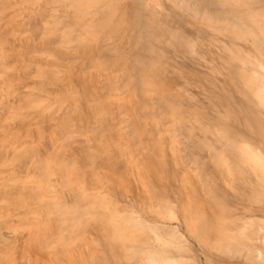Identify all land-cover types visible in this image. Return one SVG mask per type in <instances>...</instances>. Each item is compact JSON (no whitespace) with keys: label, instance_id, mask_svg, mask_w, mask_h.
I'll list each match as a JSON object with an SVG mask.
<instances>
[{"label":"rangeland","instance_id":"obj_1","mask_svg":"<svg viewBox=\"0 0 264 264\" xmlns=\"http://www.w3.org/2000/svg\"><path fill=\"white\" fill-rule=\"evenodd\" d=\"M20 0H5V1H1L0 0V8L1 7H3V10H2V8L0 9V59H2V60H0V68L3 70V72L1 71V69H0V178H2L1 180H0V188H2V189H0V199H2V200H0V264H44V262H45V264L47 263V264H50V262H52L51 264H54V262L56 263V264H71V262H73V261H75V260H79V262L78 261H76L74 264H76L77 262L80 264V259L82 260V258L83 259H85V257L86 256H84L82 253L85 251H87V248H83V250L84 251H82V252H78V251H75V250H77L78 248H79V246H83V245H85V242H83L82 243V241L80 240L81 238H82V234L81 233H83L84 234V232H82V230H84L85 232H86V230L88 229V227H86L84 224H82V223H80L79 225H78V223H77V227H75V229L74 228H70L69 227V225H68V220H72V218H73V220H75V219H78L79 217L77 216V215H71V216H66L65 217V215H62V214H60L59 212H57V210L55 209V208H53V207H47V206H43V205H41L39 202H43V201H54V202H56V204L57 205H62V206H65L66 204L67 205H69L70 203L69 202H71L72 201V199L73 198H71V197H75L78 193V188L80 187H77L78 185H80L81 184V182H79V183H77V184H75L76 186H74V184H72L71 183V181H72V179H74V176L73 175H75L76 174V176L77 177H79L80 175V178H78V179H80V181L82 180V182H83V188L85 189V190H87V192L89 193V191H88V188L89 187H94V186H96L95 188L97 189L95 192L96 193H98V197L99 198H102V200L103 201H106L105 203H107L109 200H111V202H109V203H107V205H108V207L110 208V210H112L113 209V205H114V203H115V201H117L116 199H118L117 197H118V193H120V192H123V194H124V192L125 191H128L129 193H130V191H133V190H135L137 187H139L140 185V187H142V188H140L139 187V189H141V190H145L147 187V178L149 177V178H153V179H156V180H158L157 182H156V180H152L153 182L152 183H155L156 182V184H160V183H162L161 184V186L163 187V186H165L164 185V182H165V184H167L168 185V187H169V189H168V187H166L165 186V188H162L163 189V191H161L162 193H160V194H164V195H166V194H169L168 196H170L171 194V196L169 197V198H172V199H170V200H172L173 201V203H175V201H174V197H173V194L175 193V192H177L176 191V188L178 189V188H180L181 190H183V189H185L184 187H186V189L185 190H187V188H188V190H187V192L189 191V187H190V191H189V193L190 192H192V194L194 193V187L195 188H200L201 186V190L200 189H198L197 188V190H200V194H201V196H200V194L199 193H197V191L195 190V192L197 193V194H199V196H197L196 194L194 195V196H196L197 198L198 197H203V192H202V190H204V187H206L208 184H207V181L208 180H212V182L213 181H220V179H216V176L213 174V173H211V169H209L208 168V170H207V166L208 167H212V169H213V166H212V164H214V160L211 158V154L208 152V151H206V153H205V151H204V153H202L201 155L202 156H200V152L198 153V155H196V152H198L197 151V149H195V150H193L192 149V147L190 146L191 144V141L189 140V147L191 148V151H189L190 149H189V147H186V146H188L187 145V141L186 140H183L184 138H188L187 137V135H184L182 132V134H183V136H185L184 138H182L183 136H182V134H180V131H182V130H184L183 129V127L185 128H187V130H188V132H191V134H193L194 136L197 134V133H199V137H202L203 136V133L200 131V128L198 127V126H195L193 123L191 124V123H187V122H185V123H182V124H180V125H178V124H176V123H178L177 122V120H178V117L176 118V119H174L176 116H179V114L180 113H182V112H179V111H182V109H186V105H184V104H187V105H189L190 103L189 102H194V103H198L197 104V106H204V107H201L200 109V111L202 112V111H206V112H209V111H213V109H214V113H216V111H220V112H222V114H224V112L223 111H225V112H229L230 114V116H234V115H236L235 117H231V119L229 118V120H235V119H237V120H235L234 121V123L231 121V122H229V126H231V123H232V125H233V127L235 128V129H237V130H239V131H243V129H244V124L242 123V116L240 117V115H241V108L243 107V105H242V103H244V102H239V101H241L239 98H240V96H241V99H242V97H243V94H242V92H240L239 93V91H241L240 89V87H238L237 88V86H235V85H237L238 84V82L235 80L234 81V79L230 76H227V77H225V79H224V77H222V76H219V75H210L209 73V69H207L204 65L202 66V64H203V62L200 60V58L198 57V59L196 58V63L195 64H193V66H191V62H189V61H187L186 60V58L187 57H185L184 56V54H182V52L181 51H176V50H174V49H170V48H166L164 45H161V43L158 41V42H156L157 40H158V38H160L158 35L159 34H161L160 32H158L155 36L157 37V40L154 42L153 41V47H154V45L156 46V47H154V48H157L158 50H165L166 49V52L163 50V51H156V53H155V56L157 57V58H159L158 56L159 55H166L170 60V62L169 61H167L168 60V58H167V60L166 59H164V60H161V62H159L158 64V66H160V68L158 67V72L156 71V73H155V77H154V85H155V87H156V91H157V93H156V91H151L150 92V95H149V97H148V95L147 94H149V92H145V93H143V92H141L140 93V91L137 89V86L134 88V84L132 83V82H130L129 83V80H128V82L127 81H124V80H127V77H126V75H125V72L127 73V71L126 70H122L121 72H120V74H119V72H116V74H115V71L113 72V70L111 69H105V68H102L101 66H99V61L97 60V58H98V50H97V48L99 49V47H100V45H101V47L102 46H105V47H108V52H107V54H109L110 55V53H111V55H112V50L114 49V46L115 47H118L123 53H125V54H128V53H136V51H138V50H136L137 48L135 47V46H132L131 44L132 43H130L128 40L130 39V35L133 33L132 31H130V34H128V32L127 31H121V32H118V36L117 37H115V39L113 38H110V40L107 42V44H103V40L102 39H104L106 36H105V34H100L99 32H97V33H94L93 34V36H95L94 38H96V37H99V41H101L100 43L98 42V43H96V44H99V46H97L96 44H93V45H90L91 43L89 42V41H84V40H86V39H91V36H88V35H90V34H81V35H79L78 36V34L76 33V35L75 34H70L69 36H71L73 39H72V41L74 40V42H70V43H63V42H60V41H58V40H62L63 38H67V32H69V30L71 31L72 29H74V26H75V22H76V20H77V16H79L80 15V13H81V10H76V9H74L73 7L69 10V8H68V6L70 5L69 4V2H66L67 0H21L20 2H19ZM28 1L30 2V3H28ZM34 1V2H33ZM42 1V2H41ZM64 1V2H63ZM163 1V2H162ZM154 0V1H152V2H154V3H152L151 2V6L153 7L152 9L154 10V12H155V15L154 16H157L158 18H156V23L157 22H163L162 23V25L165 23H168V24H166V26L168 27V30H173L172 32H173V34L175 35V33H177V34H179V35H182V33L186 36V38H188V39H192V41H193V43L195 44L196 43V45H197V52L199 53L201 50H202V53H201V55H206V56H210V54H212L213 55V57H215L214 59H215V61H217L218 62V64L220 65V66H222L223 65V63H224V60H226V65L228 66H226L227 68H232V67H234V69L235 68H237L236 66H241V64L243 63V61H239V62H237V63H240V64H237L236 63V57H233L234 55H236L237 53H242V54H240V59H246L247 58V56H243V54L244 55H247L248 54V57L250 56L251 58H253V56H254V54H255V58H253V59H256L258 62H256V63H259V61L260 62H263L264 63V42L262 43V51H260V50H256V47H254V45H252L253 44V42H252V38L251 37H249V39L247 38L245 41H243V40H240L241 42L243 41L244 42V44H243V46H242V43L241 42H239V41H233V43H232V41H229V40H231V38H228V36H224V34L221 32L220 33V31H219V33L221 34V35H218L219 33H218V31H216L215 30V34H214V30H209V29H207L206 30V28H204L202 25H201V23H199L198 24V22L197 23H195L196 21H193L194 23H192V21H191V16H190V14L188 13L187 14V12L185 13L184 11L185 10H183L182 9V11H181V9H177L178 8V6L175 4V5H171V4H174L175 2H176V0L174 1V2H172L173 0H169V2H168V0ZM178 1V3L179 2H182V4H186V2H184L183 3V1L181 0H177ZM190 1H192V0H190ZM190 1H187V3H189ZM262 2L261 3H264V0H261ZM4 2V3H3ZM39 2H40V4H39ZM45 2V3H44ZM196 3V0L194 1H192V3L190 2L189 4H195ZM17 3H20V4H17ZM24 5H23V4ZM161 3H163V5H161ZM43 4V5H42ZM67 4V5H66ZM149 4V3H148ZM196 4H198V3H196ZM9 6V7H7V6ZM34 5V6H33ZM36 5V6H35ZM40 5H41V7H40ZM48 5V6H47ZM57 6V7H55V6ZM64 5V6H63ZM156 5V6H155ZM161 5V6H160ZM164 5H165V7H164ZM261 5V7H263V5L264 4H260ZM260 5H259V9H262L261 7H260ZM38 6H39V8H38ZM66 6V7H65ZM150 6V7H151ZM257 6V8H258V5H256ZM6 7H7V9H6ZM18 7V8H17ZM23 7V8H22ZM34 7V8H33ZM44 7V8H43ZM54 7V8H53ZM66 9H65V8ZM99 7L100 6H97L96 8H91V9H89L88 11L91 13V15L90 16H92V15H96V12L98 11V9H99ZM167 7V8H166ZM177 7V8H176ZM62 8V9H61ZM98 8V9H97ZM159 8V10L161 9V8H163L160 12L157 10ZM165 8V9H164ZM23 9V10H22ZM43 12H41L40 10ZM57 9V10H56ZM61 9V10H60ZM94 9V10H93ZM170 9H172V12L174 11L175 12V14L174 13H171V10ZM264 9V8H263ZM17 10V11H16ZM19 10V11H18ZM36 10V11H35ZM39 10V11H38ZM67 10V11H66ZM76 10V11H75ZM165 10V11H164ZM170 10V11H169ZM1 11H2V15H1ZM8 11H9V13H8ZM13 11H14V13H13ZM34 11V12H33ZM65 11V12H64ZM78 11H79V14H78ZM106 11V10H105ZM4 12H5V14H4ZM30 12V13H29ZM35 12H36V14H35ZM39 12V13H38ZM52 12V13H51ZM61 12V13H60ZM69 12V13H68ZM75 12H76V14H75ZM163 12H166L165 14L163 13ZM169 12H170V14H169ZM49 13V14H48ZM72 13V15L74 16V17H71L72 15H70ZM163 13V15H161ZM180 13H181V15H180ZM185 13V14H184ZM4 14V15H3ZM44 14V15H43ZM62 14V15H61ZM174 14V15H173ZM25 15V16H24ZM35 15V16H34ZM68 15V16H67ZM168 15H169V19H168ZM177 15H178V17H177ZM185 15H186V18H185ZM187 15H189V16H187ZM3 16V17H2ZM6 16H8V17H6ZM19 16V17H18ZM27 16V17H26ZM90 16H88V17H86V18H90ZM171 16L173 17L172 19L174 20V21H172L171 22ZM183 16V17H182ZM36 19H35V18ZM40 17H42V18H40ZM161 17H162V19H161ZM164 17H165V21H163L164 20ZM181 19H180V18ZM13 18H15V19H13ZM28 18V19H27ZM2 19H5V21H2ZM7 19V20H6ZM21 19V20H20ZM39 19V20H38ZM41 19H43V20H41ZM160 19V20H159ZM168 19V20H167ZM175 19H176V21H175ZM182 19H184V22H183V20ZM8 20H9V23H8ZM30 20H31V23L33 24H30ZM35 20V21H34ZM7 21V22H6ZM23 21V22H22ZM178 21V22H177ZM180 21V22H179ZM1 22H2V25H1ZM6 22V23H5ZM11 22V23H10ZM38 22V23H37ZM169 22H171V23H169ZM188 22H191V23H189L190 25H188L187 26V24H188ZM13 23V24H12ZM183 23V24H182ZM4 24V25H3ZM36 24H37V26H36ZM176 24V25H175ZM195 26H194V25ZM10 25V26H9ZM12 25V26H11ZM31 25V26H30ZM38 25H39V27H38ZM192 25V26H191ZM197 25V26H196ZM199 25H201V27L199 26ZM6 26V27H5ZM18 26V27H17ZM20 26V27H19ZM22 26V27H21ZM178 26V27H177ZM4 27H5V29H4ZM29 27H31V28H35L34 30L33 29H30ZM191 27V28H190ZM198 27V28H197ZM203 30H201L200 28ZM21 28V29H20ZM47 28L49 29V30H47ZM52 28V29H51ZM170 28V29H169ZM174 28V29H173ZM194 28H197V29H195V30H197L199 33H201V34H199L197 31H195L194 30ZM204 28V29H203ZM2 29L3 30H5V32L4 31H2ZM10 31H9V30ZM178 31H177V30ZM12 30V31H11ZM28 30V31H27ZM46 30V31H45ZM176 30V31H175ZM183 30V31H182ZM208 30H209V32H208ZM2 31V32H1ZM8 31V32H7ZM18 31V32H17ZM20 31V32H19ZM39 31V32H38ZM175 31V32H174ZM187 31H188V33H187ZM7 32V33H6ZM15 32H16V34H15ZM38 33V34H36L35 35V33ZM41 32V33H40ZM47 32V33H46ZM52 32V33H51ZM171 32V33H172ZM186 32V33H185ZM198 34H197V33ZM204 32H205V34H204ZM211 32V33H210ZM1 33H6V34H4L5 36H1L2 34ZM9 33V34H8ZM14 33V34H13ZM218 33V34H217ZM9 35V36H7L6 37V35ZM12 36H11V35ZM34 34V35H33ZM50 34H51V38H49V36H50ZM125 34V35H124ZM127 34V35H126ZM194 34H195V36L197 37H195L194 38ZM203 34V35H202ZM207 34V35H206ZM32 35V36H31ZM11 36V37H10ZM15 36V37H14ZM24 36H26V37H24ZM40 36H41V38H40ZM216 36V37H215ZM17 37V38H16ZM28 37H30V38H28ZM37 37H39V41H38V38ZM59 37V38H58ZM193 37V38H192ZM200 37V38H199ZM211 37V38H210ZM213 37V38H212ZM223 37H226V38H224V40H222V38ZM5 38H7V39H5ZM16 38V39H15ZM22 38H23V40H24V42H23V40H22ZM28 38V39H27ZM43 38H45V42H43L44 41V39ZM120 38V39H119ZM129 38V39H128ZM210 38V39H209ZM56 39V40H55ZM58 39V40H57ZM112 39V40H111ZM117 39H118V41H117ZM128 39V40H127ZM161 39V38H160ZM199 39V40H198ZM227 39V40H226ZM250 39H251V41H250ZM11 40H12V42H11ZM33 40V41H32ZM42 40V41H41ZM47 40H48V42H47ZM53 40H55V41H53ZM116 40V41H115ZM121 40H123L122 42H121ZM196 40H198V41H196ZM206 40V41H205ZM226 40V41H225ZM10 41V42H9ZM15 41V42H14ZM26 41V42H25ZM41 41V42H40ZM57 41V42H56ZM112 43H111V42ZM125 41H127V42H129V43H127V42H125ZM203 41L204 42H206V43H203ZM210 41H212V43L210 42ZM216 41H217V43H216ZM220 41V42H219ZM14 42V43H13ZM19 42V43H18ZM56 42V43H55ZM60 42V43H59ZM116 42V43H115ZM132 42V41H131ZM199 42V43H198ZM221 42H225L224 44L223 43H221ZM237 42V43H236ZM246 42H248L249 43V45L250 46H252V47H250ZM2 43V44H1ZM27 43V44H26ZM43 43H44V45H43ZM49 43V44H48ZM121 43V44H120ZM126 43L127 44H129V45H127L126 46ZM157 43V44H156ZM159 43H160V45H159ZM208 43V44H207ZM215 43V44H214ZM236 43V44H235ZM241 43V44H240ZM35 44H37V46L35 45ZM51 44H52V46H51ZM110 44V45H109ZM115 44V45H114ZM204 44V45H203ZM230 44H232V46L230 45ZM240 44V45H239ZM247 44V45H246ZM12 47H11V46ZM25 45L26 47H23V46ZM46 45V46H45ZM57 45V46H56ZM78 46V47H74V46ZM80 45V46H79ZM85 45H86V47H85ZM109 45V46H108ZM119 45V46H118ZM131 45V47H129ZM198 45H201V47H199ZM226 45H227V49H226ZM14 46V47H13ZM20 46V47H19ZM28 46V47H27ZM41 46V47H40ZM45 46V47H44ZM51 48H50V47ZM90 48H89V47ZM113 46V47H112ZM120 46H121V48L123 47V49H121L120 48ZM159 46L161 47V46H163V47H161V48H159ZM213 46V47H212ZM225 48H224V47ZM234 46V47H233ZM23 47V48H22ZM43 47H44V50L45 51H47L45 54L46 55H42L41 56V54L43 53L44 54V50H43ZM65 47V48H64ZM67 47V48H66ZM72 47V48H71ZM241 47V48H240ZM24 49V50H22V49ZM26 48H27V50H26ZM29 48V49H28ZM31 48V49H30ZM34 48V49H33ZM46 48H47V50H46ZM49 48V49H48ZM57 48V49H56ZM64 48V49H63ZM74 48V49H73ZM77 50H76V49ZM82 49V54H81V49ZM84 48H86V49H84ZM88 48V49H87ZM113 48V49H112ZM126 48V49H125ZM134 48V49H133ZM200 48V49H199ZM203 48V49H202ZM223 48V49H222ZM13 49V50H12ZM16 49V50H15ZM20 49V50H19ZM41 49V50H40ZM62 49V50H61ZM68 49V50H67ZM72 49H73V51H72ZM133 49V50H132ZM156 49V50H157ZM169 49V50H168ZM226 49V50H225ZM228 49H230V50H228ZM237 49L240 51L241 49V51L240 52H238L237 51ZM26 50V51H25ZM35 50V51H34ZM51 50H53V51H51ZM70 51V52H68L67 53V51ZM79 50V51H78ZM228 50V51H227ZM255 50V51H254ZM29 51V52H28ZM38 52V54H37V52ZM41 51H42V53H41ZM50 51V52H49ZM64 51V52H63ZM231 51V52H230ZM237 51V52H236ZM6 52V53H5ZM11 54H10V53ZM16 52V53H15ZM27 52L29 53V54H27ZM36 52V53H35ZM61 52V53H60ZM63 52V53H62ZM71 52H74V53H71ZM93 53L94 55H91V53ZM110 52V53H109ZM157 52H160V53H157ZM162 52L164 53V54H162ZM171 54L170 56L172 57H169V53ZM175 54H174V53ZM224 52H226L225 53V55H224ZM13 53L15 54V55H13ZM18 53V54H17ZM20 53V54H19ZM32 53V54H31ZM50 53V54H49ZM55 53V54H54ZM57 53H58V55H57ZM90 53V54H89ZM166 53H168V54H166ZM222 53H223V55H222ZM227 53H229V55L227 54ZM231 53H233L234 55H232V58H234V61H233V59H228L229 57L231 58ZM258 53V54H257ZM263 53V54H262ZM7 54V55H6ZM27 54V55H26ZM53 54V55H52ZM142 54V53H141ZM157 54V55H156ZM226 54L228 55V57L226 56ZM250 54V55H249ZM252 54V55H251ZM260 54V58H258L259 55ZM9 55H12V56H10L9 57ZM41 56V59H40V56ZM52 55V56H51ZM54 55H55V58H54ZM67 55H68V58H67ZM70 55V56H69ZM78 55V56H77ZM92 57H91V56ZM108 55V56H109ZM110 55V56H111ZM177 56V58L178 57H180V58H178V60L177 59H175V56ZM211 55V56H212ZM222 55V56H221ZM263 55V56H262ZM3 56H5L6 57V59H5V57H3ZM22 56V57H21ZM24 56H25V58H24ZM26 56H27V59H26ZM46 56V57H45ZM57 56V57H56ZM61 56V57H60ZM88 56V57H87ZM181 56H183L182 57V59H181ZM208 56V57H209ZM210 56V58H212ZM225 58H224V57ZM243 58H242V57ZM261 56H262V58H261ZM16 57V58H15ZM43 57H45V58H43ZM64 57H65V59H64ZM77 57V58H76ZM185 57V59H183ZM220 57H222V59L220 58ZM10 58V59H9ZM13 58V59H12ZM43 58V59H42ZM71 58V59H70ZM81 58H83V59H81ZM91 58H92V60H91ZM217 58V59H216ZM219 58H220V60H219ZM251 58H249V60H253V59H251ZM25 59V60H24ZM38 59V60H37ZM49 59H51L50 60V62H48L49 61ZM53 59H55V60H53ZM59 59H61V60H64V61H60ZM68 59V60H67ZM74 59V60H73ZM88 59V60H87ZM188 59V58H187ZM31 60V61H30ZM44 60V61H43ZM45 60H47V61H45ZM60 62H59V61ZM185 60V61H184ZM223 61V63L221 64V62ZM239 60V59H238ZM1 61H3V62H1ZM12 61V63H10ZM42 61V62H41ZM85 61L87 62L86 63V65L88 64V66L89 67H91V68H89V67H85ZM201 61V62H200ZM221 61V62H220ZM229 61L231 62V63H229ZM254 61V60H253ZM252 61V62H253ZM14 62V63H13ZM15 62H17L16 64H15ZM32 62V63H31ZM72 62V63H71ZM164 62V63H163ZM165 62H168V63H165ZM193 62V61H192ZM201 64V65H198L199 63ZM232 62H234V64L232 65ZM251 62V61H250ZM3 63H5V64H3ZM43 63V64H42ZM55 63H57V65L55 66ZM63 66V68H62V66L60 65V64ZM163 63V64H162ZM10 66H9V65ZM12 64V65H11ZM18 64V65H17ZM59 64V65H58ZM72 64V65H71ZM168 64V65H167ZM183 64H185V65H183ZM187 64V65H186ZM225 64H224V66L223 67H225ZM3 65H5V66H3ZM15 65H17V67L16 68H13V67H15ZM34 65V66H33ZM44 65V66H43ZM47 65V66H46ZM50 65V66H49ZM52 65V66H51ZM71 65V66H70ZM82 65V66H81ZM229 65H231V66H229ZM11 66H13V67H11ZM65 66V67H64ZM198 66V67H197ZM40 67V68H39ZM48 67V68H47ZM55 67H58V68H56L55 69ZM163 67H165L164 69H163ZM182 67H184V68H182ZM192 67V68H191ZM225 67V69L228 71L229 69H227ZM20 68V69H19ZM30 69V70H28V69ZM60 68H62V69H60ZM68 68V69H67ZM78 68H79V70H78ZM85 68V69H84ZM89 68V69H88ZM167 68V69H166ZM194 68V69H193ZM201 68H202V70H201ZM204 68V69H203ZM5 69V70H4ZM18 69V70H17ZM65 69V70H64ZM72 69V70H71ZM82 69V72L80 71ZM86 69H88V70H86ZM104 69V70H103ZM206 69H207V71H206ZM16 70V71H15ZM20 70V71H19ZM98 70V71H97ZM106 70V71H105ZM107 70H108V72H107ZM192 70V71H191ZM195 70H198V71H195ZM204 70H205V73H204ZM231 70V69H230ZM261 70V69H260ZM263 70V69H262ZM11 71H13L14 73L12 74V72ZM22 71V72H21ZM33 71V72H32ZM42 72V74H40L41 72ZM64 71L66 72V73H64ZM68 71H70V72H68ZM73 73H72V72ZM76 71V72H75ZM78 71V72H77ZM90 71V72H89ZM93 71V72H92ZM101 71V72H100ZM107 73H105V72ZM160 71V72H159ZM184 71V72H183ZM201 71V72H200ZM24 72V73H23ZM26 72V73H25ZM39 72V73H38ZM51 72H53V74H54V76L52 75V73ZM89 72V73H88ZM109 72H112V73H109ZM197 72V73H196ZM263 72V71H262ZM19 73V74H18ZM33 73V74H32ZM71 73H72V75H71ZM77 75H76V74ZM78 73H79V76H78ZM86 73H88L87 75L90 77H88V76H86ZM94 73V74H93ZM104 73V74H103ZM122 73H124L123 74V76H122ZM158 73V74H157ZM161 73H163V74H161ZM204 73V74H203ZM92 74H93V76H92ZM102 74V75H101ZM200 74V75H199ZM206 74H207V76H206ZM208 74H209V78L212 80V81H208ZM7 75V76H6ZM21 75V76H20ZM33 75V76H32ZM41 75V76H40ZM43 75H44V77H43ZM66 75V76H65ZM67 75H69V77L67 78ZM96 75V76H95ZM118 75V76H117ZM158 75V76H157ZM28 78H27V77ZM46 76V77H45ZM76 76V77H75ZM78 76V77H77ZM95 76V77H94ZM102 76H104V77H102ZM157 76V77H156ZM205 76V77H204ZM212 76H215V78H216V80H215V78L214 77H212ZM12 77V78H11ZM23 77H25L24 79H23ZM32 77H34V78H32ZM82 79H81V78ZM85 77H86V79H85ZM92 77V78H91ZM111 77H112V79H114V80H112L111 79ZM123 77H125V79L123 78ZM221 78V80L223 79V81H220V79L219 78ZM36 78V79H35ZM37 78H39V79H37ZM44 78V79H43ZM66 78V79H65ZM75 78V79H74ZM103 78H105V79H103ZM120 80H119V79ZM123 78V79H122ZM226 78H228V79H226ZM231 78V79H230ZM18 79V80H17ZM22 79H23V81H22ZM43 79V80H42ZM46 79V80H45ZM62 79H64V81L63 82H60L59 80H62ZM73 79V82L71 81ZM85 79V80H84ZM111 79V80H110ZM218 79V80H217ZM15 80V81H14ZM34 80H36V82L34 81ZM38 80V81H37ZM40 80H41V82H40ZM58 80V81H57ZM82 80V81H81ZM89 80H90V82H91V86H90V88L88 87L89 85H90V82H89ZM92 80V81H91ZM103 80V81H102ZM118 80V82H116ZM123 80V81H122ZM227 80H229V81H227ZM21 81V82H20ZM34 81V82H33ZM77 81H79V82H77ZM84 81V82H83ZM93 81H94V83H93ZM99 81V84L97 83ZM101 81V82H100ZM227 82V84H226V82ZM8 82V83H7ZM24 82V83H23ZM46 82V83H45ZM74 82H75V84H74ZM104 82V83H103ZM124 83V84H122L123 85V87H122V85L121 86H119L118 84H120V83ZM211 82V83H210ZM221 82V83H220ZM225 82V83H224ZM236 82H237V84H236ZM13 83V84H12ZM36 83H38V87H37V84ZM76 83H77V85H78V83H79V86H77L76 85ZM84 84V83H86V85L84 84V85H82V84ZM101 83V84H100ZM112 83V84H111ZM115 83V84H114ZM129 83V84H128ZM36 84V85H35ZM44 84V85H43ZM72 84H73V86H72ZM89 84V85H88ZM98 84V85H97ZM103 84H104V86H106V88L107 87H109V89L108 90H105L104 88L105 87H103ZM106 84V85H105ZM128 84V85H127ZM132 84V85H131ZM222 84V85H221ZM223 84H225V86H223ZM229 84V85H228ZM8 87H7V86ZM18 85V86H17ZM24 85V86H23ZM60 85V86H59ZM62 85V86H61ZM82 85V86H81ZM110 85V86H109ZM217 85V86H216ZM220 85H221V87L223 88H221L220 87ZM10 86V87H9ZM58 86V87H57ZM84 86H86V87H84ZM96 86V87H95ZM101 86V87H100ZM114 86V87H113ZM129 87V88H125V87ZM130 86H131V88H130ZM133 86V87H132ZM167 86H170L171 88H174V87H176L175 89H169L170 91H175V93H173V91L171 92L172 93V95L176 98V102L178 103L177 105H175V107H174V109H173V111H171L170 110V115H169V110L167 111L168 112V118L171 120V121H169V122H166V123H164L163 125V128H161V125H162V123L163 122H165L166 120L168 121V119H165L167 116L164 114L165 112H164V110L163 109H161L159 106V108H157V105H156V108L153 106L154 105V102H155V100L157 99V98H159L161 95H163V92L165 91V89H166V94H168L170 91H168V87ZM173 86V87H172ZM238 86H239V84H238ZM35 88V90L33 89V88ZM66 87V88H65ZM67 87H68V89H67ZM83 87V88H82ZM111 87V88H110ZM118 87H120V88H118ZM166 87V88H165ZM3 88V89H2ZM13 88H15L14 89V91H13ZM18 88V89H17ZM25 88V89H24ZM43 88V89H42ZM57 90H56V89ZM59 88V89H58ZM69 88H70V90H69ZM118 88V90H113V89H117ZM121 88L123 89V88H125L124 89V93H123V90H121ZM227 90H226V89ZM31 89V90H30ZM39 89H41L40 91H38ZM75 89V90H74ZM83 89H85V90H83ZM88 89H91L90 91H89V93H88ZM112 89V90H111ZM119 89H120V92H119ZM136 89H137V91H136ZM164 89V90H163ZM33 90V91H32ZM77 90V91H76ZM83 90V91H82ZM224 90V91H223ZM239 90V91H238ZM32 91V92H31ZM54 91V92H53ZM102 91V92H101ZM104 91V92H103ZM133 91V92H132ZM228 92V94H226V93H224V92ZM235 91V92H234ZM5 92V93H4ZM14 92V93H13ZM28 92V93H27ZM46 92H47V94H46ZM56 92V93H55ZM62 92V93H61ZM64 92V93H63ZM85 92H86V96H84L85 95ZM111 93L110 94V97H111V99L110 100H108V95H109V93ZM116 93V95H115V93ZM132 92V93H131ZM138 92H139V94H138ZM154 92V93H153ZM160 92V93H159ZM165 92H164V94H165ZM192 92V93H191ZM219 92L221 93V94H219ZM236 92H238V93H236ZM20 93V94H19ZM26 93V94H25ZM31 93V94H30ZM35 93V94H34ZM65 93H66V95L67 96H69L68 97V100L70 101H68L67 100V98H65ZM71 93V94H70ZM84 93V94H83ZM105 93H108V94H105ZM113 93V94H112ZM127 93V94H126ZM131 93V96H132V98H131V96L129 95ZM136 93V94H135ZM154 95H153V94ZM171 93H169L170 95H171ZM224 93V94H223ZM232 94V97L230 96V94ZM236 93V94H235ZM14 94V95H13ZM33 96V99H32V97L30 96ZM51 94V95H50ZM123 95V96H119V95ZM139 96H138V95ZM145 94H146V96H145ZM158 94V95H157ZM190 94V95H189ZM193 94V95H192ZM207 94V95H206ZM226 94V95H225ZM238 94V95H237ZM242 94V95H241ZM24 95V96H23ZM50 95V96H49ZM65 95V96H64ZM73 95V96H72ZM80 95H82V98H81V96ZM94 95V96H93ZM102 96V98H101V96ZM115 95V96H114ZM125 95H126V97H125ZM140 95H141V97H140ZM155 95H157V97H155L156 99H154L153 97L155 96ZM160 95V96H159ZM196 95V96H195ZM200 95V97H198V96ZM217 96V98H215L216 96ZM218 95H220V97L222 96L223 97V99H220V97L218 96ZM235 95V96H234ZM28 96H30V97H28ZM49 96V97H48ZM52 96H54V97H52ZM55 96H56V98H58V99H56L55 98ZM62 96H64V97H62ZM77 96V97H76ZM94 98H93V97ZM129 96V98H127ZM159 96V97H158ZM201 96H206V97H201ZM224 96H225V98L228 100V102H227V100L226 99H224ZM229 96V97H228ZM239 96V97H238ZM26 97H28V99L26 98ZM37 99H36V98ZM60 97H61V99H60ZM72 97V98H71ZM78 97H80V98H78ZM120 97V98H119ZM146 97H148V98H146ZM192 97V98H191ZM213 97V98H212ZM219 97V98H218ZM233 99V98H235V100H237L238 99V102L237 101H235V103H234V101L231 99V98ZM12 98V99H11ZM25 98V99H24ZM40 98V99H39ZM46 99V101L44 102V100ZM121 98H125L124 99V101H123V99H121ZM137 98H138V100H137ZM151 98H153L152 100H150ZM205 98V99H204ZM34 99L36 100V101H34ZM49 99V100H48ZM72 99H74V102H73V100ZM87 99V100H86ZM127 99H128V101H127ZM143 99H146V100H143ZM194 99V100H193ZM198 99V100H197ZM202 99V100H201ZM218 99V100H217ZM26 100V101H25ZM43 102H42V101ZM54 100V101H53ZM82 100V101H81ZM84 100V101H83ZM126 100V101H125ZM131 100L133 101V103L135 104L136 103V101H137V104L134 106V107H136L135 109H136V111L140 114V117L143 115H147L148 113H147V111L150 113V112H152L153 113V110L155 111L153 114V116H152V114L150 113L149 115H147V116H144L143 118L141 117H139L138 118V116H137V114L135 115V113H136V111H132V105H134L132 102H131ZM136 100V101H135ZM141 100V102L143 103H140L139 101ZM211 100H213V101H211ZM17 101V102H16ZM20 103H19V102ZM28 101V102H27ZM32 101V102H31ZM76 101V102H75ZM87 101V102H86ZM143 101H145V103L146 104H148L150 101V103H152L151 104V106H149V105H145L144 104V102ZM146 101H148V102H146ZM199 101H202V103L201 102H199ZM204 101V102H203ZM214 101L216 102V103H214ZM225 101H226V103L227 104H225ZM242 101H244V99H242ZM37 102V103H36ZM40 102V103H39ZM64 103V105H63V103ZM70 104H69V103ZM82 102H84V104H82ZM116 102V103H115ZM139 102V103H138ZM223 102V103H222ZM14 103H15V105H14ZM52 103V104H51ZM55 103V104H54ZM57 103V104H56ZM62 103V104H61ZM81 103V104H80ZM98 105H97V104ZM100 103H102V104H100ZM106 103V106L108 107V110H107V107L106 106H102V105H104ZM118 103V104H117ZM129 103V104H128ZM130 103H132L131 105H130ZM180 103H181V105H180ZM184 103V104H183ZM239 103H241V104H239ZM19 104H22V106L20 105L19 106ZM26 104V105H25ZM34 104H35V106H34ZM52 105V106H49V105ZM60 104V105H59ZM68 104H69V106H68ZM72 104V105H71ZM94 104H96V105H94ZM110 106H109V105ZM140 104H142V105H140ZM156 104V103H155ZM200 104V105H199ZM216 104H218V105H216ZM222 104H224V105H222ZM234 104H236V105H242V107L241 106H236V105H234ZM18 105V107H15V106H17ZM25 105V106H24ZM63 105V106H62ZM86 105H87V107H86ZM94 105V106H93ZM101 105V106H100ZM120 107H119V106ZM122 105V106H121ZM234 106V110H231V109H233L232 107H231V109H229L230 107L229 106ZM61 106V107H60ZM79 106V107H78ZM81 106V107H80ZM92 106V107H91ZM96 106V107H95ZM117 106V107H116ZM127 106V107H126ZM139 106V107H138ZM142 106V107H141ZM220 106H222V107H220ZM226 106H227V108H226ZM7 107H8V109H7ZM23 107V108H22ZM35 107V108H34ZM60 107V108H59ZM78 107V108H77ZM95 107V108H94ZM111 107V108H110ZM113 107V108H112ZM116 107V108H115ZM154 107V108H153ZM206 107H208V108H206ZM211 107V110L209 109ZM11 108L12 109H15L16 110V108L17 109H20L21 108V110H16V114H15V110H12V111H14V112H11ZM44 108V109H43ZM57 108V109H56ZM59 108V109H58ZM68 108V109H67ZM70 108V109H69ZM81 108H86V109H82L81 110ZM93 108V109H92ZM109 108H110V110H109ZM114 108H115V110H114ZM125 108L127 109V110H129V111H126L125 110ZM140 108H142V111L143 112H146V114H143L141 111L139 112V110H141ZM149 108V109H148ZM206 108V109H205ZM221 108H222V110H221ZM236 108H240V111L238 110V109H236ZM36 109H38V110H36ZM46 109V110H45ZM51 109H53V110H51ZM67 109V110H66ZM72 109L74 110V112H75V114H74V112L72 111ZM112 109V110H111ZM124 109V110H123ZM131 109V110H130ZM134 109V110H135ZM148 109V110H147ZM153 109V110H152ZM156 109H159L160 111L162 110V112H163V114H164V116L161 114L162 112H160L159 110H156ZM181 109V110H180ZM219 109V110H218ZM56 110V111H55ZM63 110V111H62ZM80 110V111H79ZM95 110V111H94ZM117 110V111H116ZM120 110H121V112H120ZM147 110V111H146ZM209 110V111H208ZM236 110V111H235ZM33 111V112H32ZM41 111V112H40ZM45 111V112H44ZM72 111V112H71ZM78 111V113H76ZM87 111V112H86ZM90 111V112H89ZM93 111H94V113H93ZM97 111H99V112H97ZM110 111V112H109ZM113 111V112H112ZM114 111H116V112H114ZM19 112H20V115H19ZM22 112V113H21ZM36 112H38V113H36ZM51 112H53L52 114H50ZM64 114H63V113ZM71 112V113H70ZM128 112H130V113H128ZM177 112L179 113L178 115H177ZM211 112H209L210 114H211ZM234 113V114H232V113ZM13 113V114H12ZM23 113H24V115H23ZM40 113V115H38ZM56 113V114H55ZM68 115H67V114ZM80 113H81V115H80ZM93 114V115H88V114ZM112 113H114V114H112ZM116 113H117V115H116ZM124 113V114H123ZM157 113H160L158 116H161L160 118L161 119H163V117H165L163 120H162V122L159 120L160 118H158V116L157 117H154ZM184 113H186V112H184ZM11 114V115H10ZM15 114V117H17V118H15L13 115ZM30 114V115H29ZM37 114V115H36ZM50 114V115H49ZM58 114H60V115H58ZM86 114V115H85ZM95 114V115H94ZM112 116V118H111V116ZM118 114H122V115H119L118 116ZM132 118V120L130 119V118H128L127 116L128 115ZM173 114V115H172ZM8 115V116H7ZM34 115H35V117H36V119H35V117H34ZM55 115V116H54ZM57 115V116H56ZM64 115V116H63ZM71 115V116H70ZM77 115H79V116H77ZM83 115V116H82ZM127 115V116H126ZM151 115V116H150ZM185 115H187V113L185 114ZM237 115H239V116H237ZM32 116V117H31ZM58 116H59V118H58ZM100 116H102V117H100ZM229 116V117H230ZM9 117V118H8ZM10 117H12L11 119H10ZM29 117H31L32 118V120H31V118H29ZM46 117V118H45ZM53 117V118H52ZM57 117V118H56ZM108 117V118H107ZM110 117V118H109ZM126 117L128 118L127 120H129L130 119V121L131 122H134L138 127H140V128H143V129H141L142 131H143V133H142V135L140 134V136H138L139 138V140H140V142H142V144L141 143H139L138 145H139V147L136 145V146H134V144H136V143H138V140H137V138H136V140H135V143H133V142H130V141H134V140H132V137L131 138H129L130 137V133H128L129 132V129H128V127H127V123L125 122L126 121ZM146 117H148L149 119H150V121L148 120V118H146ZM154 118V119H151V118ZM19 118H21V119H19ZM22 118H23V120H22ZM27 118H29V119H27ZM37 118H39V119H41L42 121H45V122H41V120H39V119H37ZM43 118V119H42ZM49 118V119H48ZM62 118V119H61ZM64 118V119H63ZM76 120H75V119ZM81 118V119H80ZM86 118V119H85ZM88 118H91V119H89L88 120ZM94 118V119H93ZM114 118H116V119H114ZM135 118V119H134ZM155 118H158V119H156L155 120ZM235 118V119H234ZM10 119V120H9ZM16 119V120H15ZM98 119H100V120H98ZM109 119V120H108ZM122 119V120H121ZM140 119H142L141 120V122H140ZM174 119V120H173ZM12 120H14V121H12ZM21 120V121H20ZM62 120V121H61ZM67 120V121H66ZM78 120V121H77ZM81 120H82V122H81ZM102 120H103V122H102ZM107 120V121H106ZM110 120H112V121H110ZM116 120H118L117 122H116ZM136 120V121H135ZM145 120V121H144ZM153 120V121H152ZM155 120V121H154ZM176 120V121H175ZM12 121V122H11ZM27 121V122H26ZM54 121V122H53ZM67 123H69V124H71V125H69V124H67ZM73 121V122H72ZM75 121V122H74ZM84 121V122H83ZM105 121V122H104ZM115 121V122H114ZM119 121H120V123H119ZM144 121V124H145V126H144V124L142 123ZM240 121V124H243V125H240V124H238V122ZM29 122V123H28ZM34 122H36L35 124H34ZM47 122V123H46ZM106 122H107V124H106ZM121 122H122V124H121ZM24 123V124H23ZM39 123H40V125H39ZM51 123V124H50ZM79 123V124H78ZM82 123V124H81ZM139 123V124H138ZM142 123V124H141ZM149 123H151V125L152 126H150V124ZM155 123H157V124H161L160 125V128L157 126V124H156V126H157V128H156V126H155ZM174 123V125H172ZM35 126H34V125ZM44 126H43V125ZM49 124V125H48ZM56 125V126H54V125ZM66 124V125H65ZM73 124V125H72ZM75 124V125H74ZM92 124V125H91ZM111 124V125H110ZM116 124H118L117 126H116ZM123 124H124V126H123ZM186 124V125H185ZM236 124H238V125H236ZM31 125H33V126H31ZM48 125V126H47ZM65 127V128H67V129H63V126ZM114 125V126H113ZM140 125H142V126H140ZM168 125V126H167ZM185 125V126H184ZM188 125H189V127H188ZM237 127H236V126ZM29 126H31V127H29ZM54 126V127H53ZM60 126V127H59ZM62 126V127H61ZM69 128H68V127ZM71 126V127H70ZM79 126V127H78ZM88 126V127H87ZM153 126H155V127H153ZM180 126H181V128H182V130H178V127L180 128ZM183 126V127H182ZM241 126V127H240ZM39 127V128H38ZM44 127V128H43ZM74 127H75V129H76V131H74L75 129H74ZM112 127V128H111ZM117 127V128H116ZM120 127V128H119ZM153 127V128H152ZM175 128L174 129V132H173V128ZM197 129H196V128ZM242 127H243V129H242ZM32 128V129H31ZM33 128H34V130H33ZM40 128H41V130H40ZM48 130H47V129ZM51 128V129H50ZM58 128V129H57ZM90 128V129H89ZM100 128V129H99ZM151 128V129H150ZM185 128V129H186ZM1 129H3V130H1ZM43 129V130H42ZM56 131H55V130ZM93 129V130H92ZM99 129V130H98ZM103 129H105L104 131H103ZM111 131H109V130ZM120 129V130H119ZM122 129V130H121ZM163 129V131L165 130V129H167V131H162V134H160L161 133V130ZM241 129V130H240ZM28 130H30V131H28ZM60 130V131H59ZM62 130V131H61ZM63 130H65V133L63 132ZM70 130H71V132H70ZM83 130H86V131H83ZM97 130V131H96ZM119 132H118V131ZM157 130V131H156ZM159 130V131H158ZM172 130V131H171ZM176 130V131H175ZM54 131V132H53ZM82 131V132H81ZM90 131V132H89ZM124 131V132H123ZM147 131H149V132H147ZM186 131V130H185ZM185 131H183V132H185ZM222 131V130H221ZM29 132V133H28ZM33 132V133H32ZM79 132V133H78ZM82 134H81V133ZM86 132V133H85ZM98 132H100V133H98ZM116 132V133H115ZM146 132V133H145ZM156 132H157V135H156ZM160 132V133H159ZM176 132H178L180 135H181V137L180 138H182V140H181V142L180 141H178V140H180L179 138H177L178 137V135H177V133ZM217 132V134H218V130L216 131ZM220 132V131H219ZM27 133H28V135H27ZM64 133V134H63ZM77 133V134H76ZM93 133H95V134H93ZM155 133V134H154ZM176 133V134H175ZM187 133V132H186ZM222 133L224 134V132L222 131ZM222 133H220V134H222ZM38 134V135H37ZM39 134L42 136H39ZM43 134V135H42ZM55 134H56V136H55ZM84 134V135H83ZM88 134H90V135H88ZM93 134V135H92ZM96 134H99V136L97 137V135ZM109 134V135H108ZM110 134H111V136H110ZM114 134V135H113ZM115 134H117V135H115ZM120 134V135H119ZM121 134H122V137H121ZM128 134V135H127ZM147 134V135H146ZM151 135V139H150V135ZM162 135V136H160V135ZM168 134V136H170V138L168 139V136H166ZM215 134V133H214ZM1 135H2V137H1ZM35 135V136H34ZM123 135H124V137L126 138V140H125V138L123 137ZM126 135V136H125ZM152 135H154V136H152ZM174 135V136H173ZM196 135V136H197ZM201 135V136H200ZM216 135V134H215ZM226 135V134H225ZM38 136V137H37ZM59 136V137H58ZM61 136V137H60ZM66 136V137H65ZM80 136V137H79ZM81 136H84V138L83 137H81ZM107 138H106V137ZM113 136V137H112ZM119 136V137H118ZM145 136V139H146V141H145V139L143 138ZM148 136V138L150 139H148L149 141H151V140H154V141H152V142H150L149 144H148V140H147V137ZM21 137V138H20ZM40 137V138H39ZM54 137H56L55 139H54ZM88 137V138H87ZM92 137V138H91ZM105 137V138H104ZM117 137V138H116ZM141 137V138H140ZM175 137V138H174ZM19 138H20V140H19ZM26 138V139H25ZM30 138V139H29ZM34 138H35V140H34ZM46 138H47V140H46ZM61 140H60V139ZM63 138V139H62ZM64 138H67V139H64ZM75 138H76V140H75ZM95 138H96V141H95ZM108 138H109V140H108ZM115 138V139H114ZM163 138V141H161V139ZM173 138V139H172ZM178 140H177V139ZM22 139V140H21ZM29 139V140H28ZM69 139V140H68ZM79 139H81V140H79ZM87 139V140H86ZM93 139V140H92ZM97 139H98V141H97ZM122 139V140H121ZM124 139V140H123ZM189 139V138H188ZM187 139V140H188ZM6 140V141H5ZM39 140H41V141H39ZM67 140V141H66ZM90 140H92V144H89L90 143ZM121 140V141H120ZM130 140V141H129ZM160 140V141H159ZM3 141H5V142H3ZM18 141V142H17ZM34 141V142H33ZM51 141V142H50ZM58 141V142H57ZM77 141H79V142H77ZM110 141H111V144H110ZM126 141H128V142H126ZM143 141H145V143L143 142ZM184 141H186L185 143H184ZM43 142H45V143H43ZM157 142V143H156ZM159 142L161 143V144H159ZM180 142V143H179ZM183 142V144L182 145H179L180 146V148H184L183 147V145L186 147L185 149H187L188 148V150L187 151H184L185 149H181L182 151H180V148H179V146H178V144H181ZM5 143V144H4ZM14 143H16L15 145H13ZM51 143V144H50ZM54 143V144H53ZM80 143H82L83 144V146H84V148H89V149H87L86 151H88V152H86L83 156L85 157L86 155H89L88 153H90L91 154V152H92V150H94V151H97V153H99V155L100 156H102L101 158H98L99 160L97 161V162H89L88 163V161H86V162H84L83 164H82V159L81 158H84V157H82V156H80L79 154V152L78 151H76V149L78 148H80V146H79V144ZM85 143V144H84ZM93 143H95V144H93ZM113 143V144H112ZM133 143V144H132ZM40 144V145H39ZM48 145V148H46L47 147V145ZM53 144V145H52ZM127 144V145H126ZM130 144V145H129ZM144 144V145H143ZM158 144V145H157ZM164 144V145H163ZM32 145H34V146H32ZM49 145H52V146H49ZM105 145H106V148H105ZM107 145H113V146H110V147H108ZM116 145V146H115ZM123 145V146H122ZM148 145V146H147ZM153 145V146H152ZM155 145V146H154ZM157 145V146H156ZM163 145V146H162ZM20 146V147H19ZM60 146V147H59ZM71 146V147H70ZM100 148H99V147ZM104 148H103V147ZM125 146H127V148L125 147ZM159 146V147H158ZM182 146V147H181ZM77 147V148H76ZM97 147V148H96ZM114 147H115V149H114ZM125 147V148H124ZM130 147V148H129ZM136 147V149H134ZM139 149H138V148ZM144 147H145V151L147 150H149L148 151V153L151 151V152H153V149H154V152L156 153H154L155 154V156L153 155V153L150 155V153H149V156H152L151 158L154 160V158H156L155 159V161H157V164H158V160H160V164H158V165H160V166H163V167H161L162 168V170H163V168H164V165L167 167V168H169L170 170V175H172L171 176V178H170V176H168L169 174L167 173V174H162L159 178L156 176H153L152 174L150 175V172H148L147 170V167L145 166V165H143V166H141L143 163L145 164V158H146V156L147 155H145V154H148V153H144L145 151L143 150L144 149ZM148 147V148H147ZM150 147H153V148H151L150 149ZM178 149H177V148ZM14 148V149H13ZM17 148V149H16ZM45 148V149H44ZM82 148V147H81ZM96 148V149H95ZM111 148V149H110ZM120 148H121V150H120ZM123 148V149H122ZM143 148V149H142ZM158 149V150H156V149ZM162 148L165 150V149H167L168 150V152L166 151V152H162L161 150H162ZM13 149V150H12ZM20 149V151H18ZM43 149H44V151H43ZM61 149V150H60ZM119 149V150H118ZM132 150V152H131V150ZM143 150L144 152H141V151H139V150ZM175 149H176V153L177 154H179V157H177L178 155L177 154H173V153H171V152H174L175 153ZM68 150V151H67ZM69 150H71V152L69 151ZM101 150V151H100ZM112 150H114V151H112ZM118 150V151H117ZM124 150H126V151H124ZM174 150V151H173ZM15 151H16V153H15ZM102 151H103V154H104V156H103V154H102ZM122 151H124L123 153H122ZM135 151V152H134ZM136 151H137V154H136ZM146 151V152H147ZM38 152V153H37ZM40 152V153H39ZM45 152V153H44ZM67 152V153H66ZM109 152V153H108ZM116 152V153H115ZM121 152V154H119V153ZM126 152V153H125ZM159 152V153H158ZM189 152V153H188ZM190 152H191V154H190ZM32 153V154H31ZM59 153H62L63 155H64V158L63 159H61V160H59L58 162H56V161H54L55 160V157H56V154H59ZM70 153V154H69ZM76 153V154H75ZM127 153H130V154H127ZM139 153H143V156L141 155V154H139ZM164 153V154H163ZM166 153V154H165ZM171 153V154H170ZM186 155H185V154ZM17 154H19V155H17ZM21 154V155H20ZM115 154H116V157H115ZM132 154V155H131ZM133 154H135L136 156L134 157V155ZM182 156H181V155ZM16 157H15V156ZM27 155V156H26ZM125 155V156H124ZM129 155V156H128ZM141 155V156H140ZM163 155V156H162ZM166 157H165V156ZM184 155V156H183ZM205 155H206V159H209V161H211L210 163L211 164H208V163H205V165L204 164H202V163H204V159H205ZM12 156V157H11ZM14 156V157H13ZM41 156V157H40ZM44 156V157H43ZM100 156H98V157H100ZM130 156H132V157H130ZM172 156V157H171ZM181 156V157H180ZM186 156V157H185ZM199 157H204V158H202L203 159V162H202V160H201V162L202 163H200L198 160V158ZM70 157V158H69ZM111 157V158H110ZM114 157H115V159H114ZM124 157V158H123ZM137 157H138V159H137ZM141 157H142V159H141ZM145 157V158H144ZM163 157H164V159H163ZM182 157H184V160H185V162H183L184 160H182ZM193 157V158H192ZM7 158H9V159H7ZM11 158H13V159H11ZM20 158V159H19ZM62 158V157H61ZM67 158V159H66ZM72 158V159H71ZM106 158V159H105ZM171 158V159H170ZM174 158H175V161H176V159H177V161L174 163ZM188 158V159H187ZM197 158V160H195V159ZM7 159V160H6ZM17 159V160H16ZM32 159V160H31ZM38 159V160H37ZM45 159V160H44ZM52 161H51V160ZM71 159V160H70ZM102 159H103V161H102ZM110 160V162H109V160ZM125 159H127V160H125ZM166 159H167V161H166ZM194 159V160H193ZM213 161H212V160ZM11 160V161H10ZM15 160V161H14ZM28 161L27 162V164H25V166H23L22 167V164L23 163H25V161ZM44 160V161H43ZM52 162L51 164L49 163L50 161ZM66 160H67V162L69 163V164H72V166L74 167H70L69 166V164L67 165V167H70V168H72L73 170H74V173L72 172V175H69V176H73L72 178H70V180H67V181H69L70 183V185H73V188L74 187H76L75 189H77V191L76 192H74V190H72L73 191V194H72V191L71 190H69V185L68 186H66V188H68V190L66 189V188H64L65 186H64V183H65V181H66V179H65V177L64 176H62L61 175V173H59V168L62 166V165H65L66 166ZM68 160H70V161H68ZM73 160V161H72ZM75 160V161H74ZM77 160H78V162H77ZM107 160V161H106ZM129 160V161H128ZM134 160V161H133ZM135 160H137V162H139V163H135ZM162 160L164 161V162H162ZM169 160H170V162H171V164H170V162H169ZM182 160V161H181ZM194 161V164L196 163L197 165H198V167H197V165L195 164V165H193L192 163H191V161ZM5 161H6V163H5ZM16 161H17V163H16ZM36 161V162H35ZM60 161L62 162V163H60ZM144 161V162H143ZM180 161L183 163V165H181L182 163H180ZM186 161H188V162H186ZM192 161V162H193ZM197 161V162H196ZM206 161V160H205ZM225 163V165L223 164V162ZM222 161H220V163H219V165H218V169H220L221 167L224 169V171H226V167L228 166V163H229V161L228 160H222ZM8 162V163H7ZM11 162H12V164H11ZM76 162H77V164H76ZM106 162L108 163V164H106ZM118 162H120L121 164H119ZM128 162V163H127ZM133 162V163H132ZM143 162V163H142ZM161 162H162V164H161ZM166 162V163H165ZM167 162H168V164H167ZM198 162H199V164H202V166H203V168H205V166H206V168L205 169H203L202 168V166H201V168H202V171L201 170H199V171H201V173L203 172L204 174H202V175H205V173H206V175H205V177L207 176L208 178V180L207 179H204V180H207L206 182H204V180H202V178H204V176H200V172L198 171V168L200 167L199 166V164H198ZM208 162V161H207ZM32 163V164H31ZM79 163H81V164H79ZM87 163V164H86ZM97 163V164H96ZM112 163V164H111ZM129 165V166H127V164ZM165 163V164H164ZM176 163H177V165L178 166H180L179 168H181V169H178L177 168V165H176ZM185 163V164H184ZM189 163L191 164V165H189ZM15 164V165H14ZM20 164V165H19ZM33 164H35V165H33ZM47 164V165H46ZM89 164V165H88ZM91 164V165H90ZM119 166H118V165ZM173 164V165H172ZM175 164V165H174ZM7 165H8V167H7ZM32 165V166H31ZM43 165V166H42ZM51 165H52V167H51ZM53 165H54V167H53ZM59 165V166H58ZM78 165V166H77ZM83 165V166H82ZM85 165H88V166H86V167H84ZM98 166V167H96V166ZM101 165V166H100ZM110 165H111V167H110ZM132 165V166H131ZM140 165V167H137V166H139ZM186 165V166H185ZM10 166V167H9ZM30 166V167H29ZM40 166V167H39ZM43 167V169L44 170H42V167ZM49 166L53 169V170H48V168H49ZM55 166H57V167H55ZM95 166V167H94ZM118 166V167H117ZM131 166V167H130ZM134 166V167H133ZM137 167V171H136V167ZM145 166V167H144ZM174 166V167H173ZM175 166H176V169H174L175 168ZM183 166H185V167H183ZM190 166V167H189ZM193 166L195 167H197V170L196 169H194L193 170ZM33 167V168H32ZM44 167H48V168H46V170H45V168ZM75 167H76V170H75ZM85 169H84V168ZM102 167V168H101ZM104 167V168H103ZM115 167H116V169L117 170H115ZM129 167V168H128ZM142 167V169L144 168L145 169V171H142V169H140ZM164 168V171L166 172L168 169L167 168ZM187 167V168H186ZM195 167V168H196ZM210 167V168H211ZM220 167V168H219ZM29 168V169H28ZM33 170H32V169ZM78 168V169H77ZM101 168V169H100ZM121 168V169H120ZM131 168V169H130ZM134 168H135V170H134ZM160 168V169H161ZM190 168V169H189ZM200 168V169H201ZM222 168L220 169V170H222ZM37 169V170H36ZM40 169V170H39ZM79 169H80V175H79ZM103 169H105V170H103ZM143 169V170H144ZM172 169H174V171H176L177 169H178V172H177V175H175V178H176V180L174 179L173 180V178L172 177H174V171L172 170ZM183 169V170H182ZM193 171H192V170ZM229 169H230V166L229 167H227V172H231V171H229ZM28 170H29V172H28ZM90 170H92V171H95V173L93 174V172L91 171L90 172ZM105 171V172H103V171ZM120 170H122L121 171V173H120ZM127 170V172H125ZM131 170V171H130ZM180 170H181V173H180ZM187 171V173L185 172V171ZM196 170V171H195ZM204 170V171H203ZM14 172V173H12V172ZM39 171V172H38ZM41 171H44V173L43 172H41ZM45 171H47V172H45ZM109 172V173H107V172ZM117 171H118V174H117ZM135 171H136V173H135ZM138 171H142L141 173H143L144 172V178L147 176V178H145V180L144 181H142L143 180V178L141 179V177H139V172ZM192 171V172H191ZM196 173H195V172ZM199 172V174H198V172ZM205 171H208V172H210V173H208V172H205ZM1 172H2V174H1ZM5 172V173H4ZM7 172V173H6ZM76 172H78V173H76ZM96 172H97V175H95L96 174ZM123 172V173H122ZM131 172V173H130ZM148 172V173H147ZM183 172H185V173H183ZM194 172V173H193ZM17 173H19L20 175H18ZM55 173H57V174H55ZM128 173H130V180H129V176H125V175H128ZM139 173V174H138ZM173 173V174H172ZM190 175H189V174ZM192 173V174H191ZM3 174H7V175H4L3 176ZM28 174L29 175H31V176H33L34 177V180H33V178L31 177V176H28ZM43 174V175H42ZM53 174L54 175H57V176H53ZM86 174H88V175H86ZM91 174H92V178L90 179V177L89 176H91ZM185 174V175H184ZM208 174H209V176H208ZM13 175V176H12ZM36 175H37V177H36ZM42 175V176H41ZM46 175V176H45ZM103 175V176H102ZM112 175V176H111ZM119 175H121V176H119ZM123 175V176H122ZM184 175V176H183ZM195 175V176H194ZM198 175V176H197ZM213 175V176H212ZM20 176V177H19ZM23 178H22V177ZM40 176V177H39ZM44 176V177H43ZM53 176V177H52ZM75 176V178H76V180H78L77 179V177ZM86 176H88V177H86ZM97 176V177H96ZM117 176H118V178H117ZM167 176V177H166ZM178 178H177V177ZM185 176H187L186 178H185ZM200 176V177H199ZM212 176V177H211ZM15 179H14V178ZM19 177V178H18ZM43 177V178H42ZM46 177V178H45ZM93 177H95L96 178V180H95V178H93ZM140 179H139V178ZM190 177H194L195 178V180H196V182H195V180H193V178H190ZM209 177H211V179L209 178ZM215 177V178H214ZM231 177V176H230ZM8 178H9V180H8ZM13 178V179H12ZM29 178H30V184H29ZM31 178H32V180H31ZM39 178V180H37ZM52 178V179H51ZM59 178V179H58ZM160 178H161V181H160ZM162 178L164 179V180H162ZM187 178L188 179H191L192 181H193V183H192V181L190 180V183L191 184H189V182H187V181H185V180H187ZM201 178V179H200ZM21 181H20V180ZM41 179H42V181H41ZM49 179V181H47V183H46V180H48ZM58 179V180H57ZM62 179H64V180H62ZM68 179V178H67ZM103 179L104 180H106V181H103ZM181 179H183V180H181ZM8 180V181H7ZM24 180H25V182H28L27 183V185H26V183L24 184ZM76 180H74L75 182H78V181H76ZM88 180H90V181H88ZM99 180V182H97ZM201 180H202V182L204 183H202V184H200V182H201ZM221 180H223V179H221ZM2 181H3V183H2ZM54 181V182H53ZM74 181H72V182H74ZM87 181V182H86ZM117 181V182H116ZM155 181V182H154ZM173 181H176V184H179L178 186L175 184V182H173ZM180 183H179V182ZM182 181H185L186 183H187V185H189V187L188 186H186V184H184L185 182H182ZM189 181V180H188ZM210 181H208L209 182V185L210 184H212ZM14 182V183H13ZM18 182V183H17ZM34 182V183H33ZM37 182V183H36ZM42 182H44V183H42ZM74 182V183H75ZM88 182H91V183H89V184H87ZM107 182L109 183V184H107ZM144 184H143V183ZM221 182V181H220ZM10 183V184H9ZM12 183V184H11ZM49 183H52L53 185H55V186H53L52 184H49ZM97 183V184H96ZM102 183V187L101 186H99V184H101ZM111 183H114V184H111ZM141 183V184H140ZM182 183V184H181ZM35 184V185H34ZM38 184V185H37ZM45 184H47V185H45ZM67 183H65V185H66ZM87 184V185H86ZM92 184V185H91ZM103 184L105 185V186H103ZM196 185V186H194L193 187V189L191 188L192 186L191 185ZM207 184V185H206ZM25 185V186H24ZM37 185V187H35ZM39 185H41L40 186V188H42L43 190L42 191H40L41 189L39 188ZM44 185H45V188H43L44 187ZM48 185H49V187H48ZM86 185V186H85ZM123 185V186H122ZM143 185V186H142ZM146 185V186H145ZM173 187H172V186ZM198 185V186H197ZM204 185H206V186H204ZM27 186V187H26ZM87 186H88V188H87ZM130 186H132V187H130ZM134 186V187H133ZM145 186V187H144ZM160 186V187H161ZM210 186H212V185H210ZM4 187V188H3ZM5 187H6V189H5ZM24 189H23V188ZM52 187V188H51ZM56 189H55V188ZM86 187V188H85ZM100 187V188H99ZM116 187V188H115ZM11 188V190H8V189H10ZM39 188V189H38ZM63 188H64V190H63ZM105 188V189H104ZM117 188H119V189H117ZM144 188V189H143ZM172 188H173V190H172ZM175 188V189H174ZM27 189V190H26ZM30 189V190H29ZM33 189V190H32ZM47 189L49 190V191H47ZM51 189V190H50ZM53 189H55V190H53ZM71 189H72V186H71ZM84 189H83V191L82 192H84ZM90 189V188H89ZM99 189V190H98ZM211 189V188H210ZM8 190V191H7ZM26 190V191H25ZM53 190V191H52ZM56 190H57V192H58V194H59V196H58V194H56L57 192H56ZM79 190H82V186H81V188H79ZM104 190V191H103ZM117 190V191H116ZM168 190H171V194H170V191H168ZM181 190H178V191H181ZM5 191V192H4ZM15 193H14V192ZM19 191H21L20 193H19ZM45 191H47L46 192V195L44 194L45 193ZM55 191V192H54ZM65 191V192H64ZM99 191V192H98ZM103 191V192H102ZM174 193H173V192ZM184 191V190H183ZM183 191H181V192H183ZM25 192V193H24ZM31 192H33V193H31ZM49 192V193H48ZM70 192V193H69ZM80 193H82L81 191H79ZM101 192H102V194H101ZM166 192V193H165ZM202 192V193H201ZM24 193V194H23ZM39 193V194H38ZM48 193V194H47ZM50 193H51V195H50ZM54 193V194H53ZM74 193H77V194H74ZM229 193L230 194H232V195H234V196H236V194L235 193H237V192H235V191H229ZM1 194H3V195H1ZM12 194H14L13 195V197H14V199H13V197H12ZM24 195V197H23V195ZM29 194H38L37 195V197L35 196V198L34 197H30V195ZM40 194H41V196H40ZM56 194V195H55ZM64 194V195H63ZM67 194V195H66ZM101 194V195H100ZM183 194H184V192H183ZM191 194V193H190ZM189 195L188 194V196L189 197H187V198H184V200H185V206H186V208L188 207V205H189V203H190V197H193V195ZM44 195V196H43ZM61 195V196H60ZM70 195H71V197H70ZM163 195V196H164ZM16 196V197H15ZM26 196V197H25ZM29 196V197H28ZM39 196V197H38ZM44 197V200L42 199L43 197ZM46 196V197H45ZM49 196V197H48ZM50 196H52V197H50ZM108 196V197H107ZM167 196V195H166ZM21 197V198H20ZM47 197L49 198V199H47ZM62 197H63V199H62ZM195 197V198H196ZM18 198H20V200L18 199ZM32 198H34V199H32ZM57 198V199H56ZM71 198V199H70ZM127 200H124V203H127L128 202V199H129V201H130V197H125ZM167 199H168V197H166ZM165 198V199H166ZM204 198V197H203ZM207 198V197H206ZM24 199H25V201H27V202H25L24 201ZM114 199V200H113ZM186 199H189L188 201L186 200ZM19 200V201H18ZM42 200V201H41ZM56 200V201H55ZM59 200H60V202H59ZM113 200V201H112ZM39 201V202H38ZM132 201V200H131ZM130 201V203L128 202V205L127 204H124V205H127V206H124L127 210H132V211H135V209H137L136 207H138V209H137V212L138 213H140V212H142L143 210H141L142 208H144V209H147V207H149L148 209L151 211V213L153 214H156L157 215V212L159 211L156 207L154 208V206H152L153 204L151 203V202H141L142 204H144V205H146V208L143 206V205H141V203L140 202H136V204H133V201L131 202ZM15 202V203H14ZM24 202V204H22ZM62 202V203H61ZM64 202V203H63ZM113 202V203H112ZM186 202H187V204H186ZM18 203V204H17ZM21 203V204H20ZM33 203V204H32ZM36 203H37V205L39 204V206H37L36 205ZM138 203L140 204V205H138ZM16 204V205H15ZM26 204H29L28 205V207H27V205ZM121 205H123V203H120ZM152 204V205H151ZM176 204V203H175ZM175 204H173V206L175 205ZM230 204H231V202H230ZM225 205V207L227 206V208H226V210H229V208L231 209L229 212H232L235 208H237V204L240 206V204L239 203H235V204H233V205H235V207L233 206V209H232V207H231V205ZM6 205V206H5ZM13 205H15V206H13ZM19 205V206H18ZM36 205V206H35ZM111 205V206H110ZM137 205V206H136ZM243 206H245V208L247 207V208H251V205L249 204L248 205V203H246V205L245 204H242ZM30 206H31V208H30ZM42 206H43V208H42ZM141 206H142V208H141ZM170 206H172V203H169V207H167V208H170ZM184 206V207H185ZM190 209H191V203H190ZM24 207V208H23ZM27 207V208H26ZM39 207V208H38ZM128 207V208H127ZM129 207H130V209H129ZM131 207H133V208H131ZM141 209H140V208ZM152 207L154 208V210L152 209ZM176 206H174V208H175ZM241 208H242V206H240ZM15 208V209H14ZM23 208V209H22ZM51 208H53L52 210H50L51 212H47L46 210H48L49 211V209H51ZM166 208V210H164V212L165 213H163V214H165V216H164V220H165V217H166V220L165 221H167L166 223L167 224H172L173 223V221L170 223V221L171 220H173L172 219V216H170L171 215V213H172V215H175V217H180L181 216V214H182V212H181V210H180V208H177L176 207V210L174 211V209H173V211H171L172 209L170 208V209H167ZM186 208H184V209H186ZM244 208V207H243ZM242 208V209H243ZM1 209H3L2 211H1ZM25 209V210H24ZM33 209H34V211H33ZM42 209V210H41ZM56 211H55V210ZM139 209H140V212H139ZM147 209V210H148ZM179 210V212H178V210ZM187 209H189V207L187 208ZM185 210V211H189V210ZM242 209H240L239 208V211H238V208L236 209V210H234V211H236V214L238 213V214H240L241 213V210ZM6 210V211H5ZM9 210H10V213H9ZM12 210V211H11ZM15 210H17V211H15ZM20 210V211H19ZM43 210H44V212H43ZM155 210H157V212H155ZM169 210V211H168ZM6 213H5V212ZM14 211H15V213H14ZM30 211V213H28V212ZM32 211H33V213H32ZM36 211L38 212L37 213V215L35 216L34 215V217L32 216L33 214H35L36 213ZM54 211V212H53ZM169 213H168V212ZM206 212L208 211L207 209L205 210ZM1 212H3V213H1ZM35 212V213H34ZM43 214H42V213ZM136 212V211H135ZM166 212L168 213V215L169 216H167V214H166ZM171 212V213H170ZM173 212H175V213H173ZM177 212L178 213H180V214H177ZM209 212V211H208ZM207 212V213H208ZM240 212V213H239ZM32 213V214H31ZM39 213H40V215H39ZM59 215H58V214ZM210 213V212H209ZM234 213V212H233ZM243 213V212H242ZM242 213H241V215H242ZM8 214V215H7ZM13 216H12V215ZM50 214V215H49ZM54 214H55V216H54ZM137 214V213H136ZM152 215L153 217H155L156 215ZM9 215L10 216H12V217H14V218H11V217H9ZM31 215V216H30ZM47 215H49V216H47ZM57 215V216H56ZM235 215V214H234ZM21 216V217H20ZM41 216H42V218H41ZM55 218H54V217ZM60 216V217H59ZM239 216V215H238ZM3 217H6V218H3ZM18 217H20V218H18ZM26 217H28V218H25ZM36 217V218H35ZM44 217V218H43ZM47 219H46V218ZM57 217H58V219H57ZM61 217L63 218L62 220H61ZM153 217H152V219H153ZM171 219H170V218ZM174 217V218H175ZM23 220H22V219ZM66 220H65V219ZM69 218V219H68ZM44 219V220H43ZM56 219V220H55ZM43 220V221H42ZM48 220V221H47ZM49 220H51V223H47V222H49ZM168 220H170V221H168ZM192 220V222L194 221L195 222V224L197 223V221H195L194 219H189V223H190V221ZM63 222V223H60V222ZM68 221V222H67ZM30 222H31V224H30ZM37 222H38V224H40L41 222H44V224H41V225H38L37 224ZM64 222H67V223H65L64 224ZM193 222V223H194ZM13 224V226H12V224ZM26 225H25V224ZM28 223H29V225H28ZM58 225H57V224ZM51 224V225H50ZM82 224V225H81ZM190 224H192V223H190ZM195 224H192V227L195 225ZM9 225V226H8ZM36 225V229H34V226ZM48 225H49V227H48ZM7 226V227H6ZM12 226V227H11ZM22 226V227H21ZM30 226V227H29ZM37 226H40V227H37ZM42 226V227H41ZM46 226V227H45ZM64 226H66V227H64ZM21 227V228H20ZM48 227V228H47ZM68 227V228H67ZM191 227V226H190ZM13 228V229H12ZM15 228V229H14ZM26 228V229H25ZM31 228V229H30ZM59 228H62V229H59ZM67 228V230H65ZM87 228V229H86ZM7 229H9V230H7ZM70 229H71V231H70ZM73 229H74V231H73ZM41 230H42V232H41ZM78 230V231H77ZM51 231V232H50ZM77 231V232H76ZM39 232V233H38ZM24 233V234H23ZM43 233V234H42ZM52 233V234H51ZM58 233H59V235H58ZM60 233L61 234H63V235H61L60 236ZM69 233H71V235L69 234ZM72 233H73V235H76L77 237H75V236H73L72 235ZM78 233H80L79 235H78ZM31 234V235H30ZM41 234V235H40ZM66 234V235H65ZM25 235V236H24ZM34 235V236H33ZM36 235V236H35ZM45 235H47V237L45 236ZM51 235H55V236H53V238H55V239H53V242L55 243V244H53V242H51L50 240H52L51 238ZM181 235H182V238L181 239H183L184 240V242H186L187 244H189L188 245V247H189V249H190V251L191 252H193L192 254H191V256H192V258L195 260V261H197V264H206L205 262H203L204 261V259H203V255H202V247L199 245L200 243H197V241L193 238V237H190L189 236V234L187 233V232H185L184 230H182L181 231ZM188 235V236H187ZM17 236V237H16ZM28 236V237H27ZM31 236V237H30ZM50 236V237H49ZM56 236H58V237H56ZM72 236V237H71ZM37 237V238H36ZM49 237V238H48ZM75 237V238H74ZM79 237V238H78ZM188 237H189V239H188ZM32 238V239H31ZM36 240H35V239ZM42 238H43V240H42ZM49 241V243H48V241ZM59 239V240H58ZM61 239V240H60ZM72 239H74V243H71L73 240ZM92 239H94V238H92ZM92 239H90L89 241H91L87 246H90V245H93V247H95L96 249L97 248H99L98 247V242L97 241H99L98 240V238H96V242L95 241H92ZM191 239V240H190ZM23 240V241H22ZM26 240V241H25ZM32 240H33V243H32ZM58 240V241H57ZM72 240V241H71ZM35 241V242H34ZM57 241V242H56ZM61 243H60V242ZM79 241V242H78ZM26 242V243H25ZM28 242V243H27ZM43 242H45V244L43 243ZM47 242V243H46ZM65 242H67L66 243V245H65ZM94 242V243H93ZM17 243V244H16ZM33 244V246H32V244ZM78 243V244H77ZM80 243V244H79ZM92 243V244H91ZM28 244H29V246H28ZM43 244H44V246H43ZM55 245V246H53V245ZM72 244H74L73 246H72ZM25 245V246H24ZM58 245H60V246H58ZM65 245V247L63 248V246ZM68 245V246H67ZM70 245V246H69ZM53 246V247H52ZM75 246V247H74ZM3 247V248H2ZM51 247V248H50ZM54 247H55V249H54ZM56 247H58V249H56ZM61 249H60V248ZM71 247H72V249H71ZM74 247V248H73ZM91 248H92V246H90ZM39 248V249H38ZM101 248V247H100ZM17 249V250H16ZM34 250V252L36 251V250H42V254H44L45 255V253H46V255H45V257H42V258H40V259H38L39 258V256L40 255H35V253L33 252V250ZM52 249L53 250H56V251H52ZM64 249V250H63ZM82 249V248H81ZM26 250V251H25ZM32 252H31V251ZM65 250H67L66 251V253L64 252ZM201 250V251H200ZM49 251V252H48ZM60 251V252H59ZM63 251V252H62ZM68 251H69V253H68ZM70 251L72 252V253H70ZM27 252V253H26ZM28 252H29V254H28ZM52 252H53V254L55 255V256H57V257H62V258H64V257H66V254H67V257L66 258H64V261H62V258H61V260H57L56 259V257L52 254ZM75 252V253H74ZM230 253V255H229V253ZM227 253H223V254H221V253H219L218 251H216L215 250V252H214V250L212 251V257H214V258H212V257H210V261H211V264H246L247 262V264H262L261 263V261L259 262H254V263H251L252 261H250V259L248 260L245 256H247L246 255V253L245 252H243V253H236V252H232V251H228ZM32 253V254H31ZM58 253H60V254H58ZM63 254V256H62V254ZM216 253V254H215ZM244 253H245V255H244ZM5 254V255H4ZM52 255L53 257H51L50 255ZM69 254V255H68ZM71 254V255H70ZM74 254H76L75 256H74ZM78 254V255H77ZM82 254V255H81ZM217 254H219V255H217ZM237 254V255H236ZM242 254V257L240 256ZM234 255H236L235 257H234ZM239 255V256H238ZM23 258H22V257ZM33 256H34V258H33ZM49 256V257H48ZM70 256V257H69ZM73 256V259H70L71 257ZM81 256H84V257H81ZM193 256H195V258L193 257ZM5 257V258H4ZM32 257V258H31ZM54 257H55V259H54ZM76 257V258H75ZM221 257V258H220ZM59 258V259H60ZM69 258V259H68ZM87 258V257H86ZM199 258L201 259V262L199 263L198 261H199ZM241 258V259H240ZM247 260V262H246V260ZM4 259H5V261H4ZM32 259H33V261H32ZM36 261H35V260ZM53 259V260H52ZM89 259V258H88ZM197 259V260H196ZM29 260V261H28ZM41 260V261H40ZM44 260V261H43ZM69 260V261H68ZM3 261V262H2ZM25 261V262H24ZM35 261V262H34ZM43 261V262H42ZM71 261V262H70ZM88 262H90V259L89 260H87ZM92 262V264L95 262V260L93 261V259L91 260ZM214 261V262H213ZM250 261V262H249ZM22 262V263H21ZM87 262V263H88ZM213 262V263H212ZM90 263V264H91Z\"/></svg>","mask_w":264,"mask_h":264},{"label":"bare ground","instance_id":"obj_2","mask_svg":"<svg viewBox=\"0 0 264 264\" xmlns=\"http://www.w3.org/2000/svg\"><path fill=\"white\" fill-rule=\"evenodd\" d=\"M1 1H5V0H1ZM21 1V0H20ZM19 1V2H20ZM24 1V0H23ZM152 1H154V0H67L66 2H69V6H68V8H69V10L73 7L74 9H76V10H81V13H80V15L79 16H77L76 18H77V20H76V22H75V26H74V29H72L71 31L69 30V32H67V38L65 39V38H63L62 40H58V41H60V42H63V43H70V42H74V40L72 41V37L71 36H69L70 34H75L76 35V33L78 34V36L79 35H81V34H90V35H88V36H91V39H86V40H84V41H89L91 44L90 45H93V44H96V43H100L101 41H99V37H96V38H94L95 36H93V34L94 33H97V32H99L100 34H105V38L104 39H102L103 40V44H107V42L110 40V38H114L115 39V37H117L118 36V32H121V31H127L128 32V34H130V31H132L133 33L130 35V39L128 40L130 43H132L131 45L132 46H135L137 49L136 50H138V51H136V53H128V54H125V53H123L118 47H115L114 46V49L112 50V55H111V53H110V55L109 54H107V52L109 51L108 50V47H105V46H102L101 47V45H100V47H99V49L97 48V50H98V58H97V60L99 61L98 63H99V66H101L102 68H105V69H112L113 70V72L115 71V74H116V72H119V74H120V72L123 70H126L127 71V73L125 72V75H126V77H127V80H124V81H127L128 82V80H129V83L130 82H132L135 86H134V88L137 86V89L140 91V93L141 92H143V93H145V92H149V94H147L148 95V97H149V95H150V92L151 91H156V87H155V85H154V77H155V73H156V71L158 70V67L160 68V66H158L159 64V62H161V60H164V59H166L167 60V56L165 55H159L158 57L159 58H157L156 56H155V53H156V51H163V50H158L157 48H154V47H156L155 45H154V47H153V41L155 42L156 40H157V37L159 36L160 38H158V40L156 41V42H160L161 43V45H164L166 48H170L171 50L172 49H174V50H176V51H181L182 52V54H184V56L185 57H187L186 58V60L187 61H189V62H191L192 64H191V66H193V64H195L197 61H196V58L198 59V57L200 58V60L203 62V64H202V66L204 65L207 69H209V74L211 75H219V76H222V77H224V79H225V77H227V76H231L233 79H234V81L236 80L237 82H238V84H239V86H238V84H237V82H236V84L237 85H235V86H237V88L238 87H240L241 89V91H239V93L240 92H242V94H243V97H242V99H244V101H242V99H241V96H240V100L241 101H239V102H244V103H242V105H243V107H242V105H239V104H241V103H239L238 105L239 106H241L242 108H241V115H240V117L242 116V123L244 124V129H243V127H242V129H243V131L241 130V131H239V130H237V129H235L234 127H233V125H232V123H231V126H229V122H231L232 120H229V118L231 119V117L233 116H230L229 114V112H225V111H223L222 110V108H221V110L224 112V114H222V112H220V111H216V113H214L213 111H214V109H213V111L211 112V111H209V112H211V114L209 113V112H206V111H200L201 109V107H204V106H197V104L198 103H194V102H189L190 104L189 105H187V104H184V105H186L187 107H186V109L184 110V109H182V111H179V112H182V113H178L177 112V115L179 114V116H176L174 119H176L177 117H178V120H177V122L178 123H176V124H178V125H180V124H182V123H185V122H187V123H193L195 126H198L199 128H200V131L203 133V136L202 137H199L198 135H199V133H197L195 136L193 135V134H191V132H188V130H187V128L185 129L183 126V129L184 130H182V128H181V126H180V128L178 127V130L180 129V130H182V131H180V134H184V135H187V137L189 138H184L185 136H183V134H182V138H184L183 140H186L187 141V145L189 144L188 142H189V140L191 141V147H192V149L193 150H195V149H197V151L198 152H196V155H198V153L200 154V156H202L201 154L202 153H204V151H205V153H206V151H208L210 154H211V158L214 160V164H212V166H213V169H212V167L210 168V167H208L209 165L208 164H211L210 162L211 161H209V159H206V155H205V159H204V163H202L203 162V159L202 158H204V157H197L199 160V162L200 163H202V164H204L205 165V163H208L206 166H207V170H208V168L209 169H211L210 171H211V173H213L215 176H216V179L218 178V179H223V180H221L220 179V181H213L212 182V180L210 181V180H208L207 178V176L205 177V175H206V173H205V175H202V174H204L203 172L201 173V171H202V168H203V166H202V164H199V162H198V164H199V168H198V171L199 170H201V171H199L200 172V176H204V178H202V180H204V179H207L208 181H210L212 184H210V185H212V186H210L209 185V182L207 181V180H204V182H206L207 181V186L206 185H204V186H206V187H204V190H202V192H203V197H196V196H194L195 194L197 195V196H199V194H200V188L202 187H200V188H198V189H200V190H197V188H195L194 186H196L195 184L194 185H191L192 187V189H193V187H194V195L192 194V192H190L192 195H193V197H190V203H191V209H190V203H189V205L187 204V202H186V204L188 205V207H189V209H187L186 208V206H185V200H184V198H187V197H189L188 196V194L189 195H191L190 193H189V191H190V187H189V185H187V183L185 182V181H187V182H189V184H191L190 183V180L191 179H188L187 178V180H185V181H182V182H185L184 184H186V186H188L189 187V191L187 192V190H188V188H187V190H185L186 189V187H184L185 189H183V190H181L180 188H176V191L177 192H173L174 190H173V188H172V192L174 193L173 194V197H174V201H175V203H173V199L172 198H169L172 194H171V190H168V191H170V196H168L169 194H166V195H164V194H160V193H162L161 191H163V189L162 188H165V186L167 185V184H165V182H164V185L165 186H161V184L163 183H160V184H156V182L159 180H156V179H151V178H147V176L145 177V178H147V188L145 189V190H141V189H139V187L141 186H139V187H137L135 190H133V191H130V193L128 192V191H125L124 192V194H123V192H120V193H118L117 195H118V199H116L117 201H115V203H114V205H113V209L112 210H110V208L108 207V205H107V203H109V202H111V200H109L107 203H105L106 201H103L102 200V198H99L98 196V193H96L95 191L97 190L95 187L97 186H94V187H89L88 188V186H87V188H88V191H89V193L87 192V190H85L84 188H83V182H82V180L80 181V169H79V177H77L76 176V174L75 175H73L74 176V179H72V181H74V180H76V178H75V176L77 177V179L78 178H80V179H78V180H76V181H78V182H72L71 180H70V178H72L73 176H69V175H72V172L74 173V170L72 169V168H70V167H73L72 166V164H69L68 162H67V160H66V166L65 165H62L60 168H59V173H61V175L62 176H64L65 177V179H66V181H65V183H67L66 185H65V183H64V188H66V186H68L69 185V190H74L76 187H74L73 188V185H70L71 183L72 184H74V186H76L75 184H77V183H79V182H81V184L80 185H78L77 187H79V188H81V186H82V190H79V188H78V194L77 193H74V194H77L75 197H71V195H70V197L71 198H73L72 199V201L71 202H69L70 204L69 205H65V206H62V205H57L56 204V202H54L53 200L51 201H43L42 203L41 202H39L41 205H43V206H47L48 208L49 207H53V208H55L56 210H57V212H59L60 214H62V215H65V217L66 216H71V215H77L79 218L78 219H75V220H73V218L75 217H73L72 218V220H68L67 222H68V225H69V227L70 228H74L75 229V227H77V223H78V225L80 224V223H82V224H84L86 227H88V229L86 230V232L84 231V230H82V232H84V234L83 233H81L82 234V238L80 239L81 241H82V243L83 242H85V245H83V246H79V248L77 249V250H75V251H78V252H82V251H84L83 250V248H87V251L85 252H83L82 254L84 255V256H86L85 257V259H83L82 258V260L80 259V264H90L92 261V259H93V261L95 260V262L93 263V264H197V261H195L193 258H192V256H191V254L193 253V252H191L190 251V249H189V247H188V245L189 244H187L186 242H184V240L183 239H181L182 238V235H181V231L182 230H184L185 232H187L188 234H189V236L190 237H193L196 241H197V243H200L199 245L202 247V257H203V259H204V261L203 262H205L206 264H211V261H210V257H212V251L214 250V252H215V250L216 251H218L219 253H221V254H223V253H227L228 251H232V252H236V253H243V252H245L246 253V255L247 256H245L248 260L250 259V261H252L251 263H254V262H260L261 261V263L262 264H264V63L263 62H260L259 61V63H256V62H258L256 59H253V58H255L254 56H255V54H254V56H253V58H251L250 56L248 57V54L247 55H244L243 54V56L245 57V56H247V58L246 59H240V54H242L240 51L242 50H238L237 49V51L238 52H240V53H237L236 55H234L233 53H231V58L229 57L228 59L230 60V59H233V61H234V58H232V55H234L233 57H236L235 59H236V63L237 62H239L240 60L241 61H243V63L241 64V66H236L237 68H235L234 69V67H232L231 65H229V66H231L232 68H227L228 66L226 65L227 63H226V60H224V63H223V59L225 58L224 56V58L222 59V57H220L222 60V62H221V64L223 63V65L222 66H220L219 64H218V62L217 61H215V57H213V55L212 54H210V56L212 57V58H210V56L208 57V56H206V55H201V53H202V50L198 53L197 52V45H196V43L194 44L193 43V41H192V39H188V38H186V36L182 33V35H179V34H177V33H175V35L173 34V30L171 31V30H168V27L166 26V24H168V23H164L163 25H162V23L163 22H157L156 23V18H158L157 16H154L155 15V12H154V10L152 9L153 7L151 6V2ZM159 1V0H158ZM162 1V0H161ZM165 1V0H164ZM175 0H173L172 2H174ZM181 1V0H180ZM183 1V3L184 2H186V4H182V2H179L178 3V1L176 0V2L174 3V4H171L172 6L173 5H177L178 6V8L177 9H181V11H182V9L183 10H185L184 12L186 13L187 12V14L189 13L190 14V16L192 17L191 18V21H192V23H194L193 21H196L195 23H197L198 22V24L199 23H201V25L204 27V28H206V30L207 29H211V30H214V34H215V30L216 31H218V33H219V31H220V33L222 32L223 34H224V36H228V38H231V40H229V41H239V42H241L240 40H243V41H245L247 38L249 39V37H251L252 38V42H253V44L252 45H254V47H256V50L258 49V50H260V51H262V43L264 42V5H263V7H261V5L260 4H264V3H261L262 1L261 0H196V3H198V4H196L195 2V4H189L190 2L192 3V1H190V0H182ZM187 1H190L189 3H187ZM195 1V0H194ZM34 2V1H33ZM42 2V1H41ZM64 2V1H63ZM163 2V1H162ZM168 2H169V0H168ZM4 3V2H3ZM21 3V2H20ZM20 3H17V4H20ZM28 3H30L29 1H28ZM45 3V2H44ZM149 3V4H148ZM152 3H154V2H152ZM23 4V3H22ZM39 4H40V2H39ZM24 5V4H23ZM43 5V4H42ZM67 5V4H66ZM161 5H163V3H161ZM160 5V6H161ZM256 5H258V8H257V6ZM259 5H260V7L262 8V9H259ZM7 6V5H6ZM34 6V5H33ZM36 6V5H35ZM48 6V5H47ZM55 6V5H54ZM64 6V5H63ZM97 6H100L99 7V9H98V11L96 12V15H92V16H90L91 15V13L88 11L89 9H91L92 7L93 8H96ZM151 6V7H150ZM156 6V5H155ZM7 7H9V6H7ZM7 7H6V9H7ZM40 7H41V5H40ZM55 7H57V6H55ZM66 7V6H65ZM64 7V8H65ZM164 7H165V5H164ZM2 8V10H3V7H1ZM0 8V9H1ZM18 8V7H17ZM23 8V7H22ZM34 8V7H33ZM38 8H39V6H38ZM44 8V7H43ZM54 8V7H53ZM167 8V7H166ZM62 9V8H61ZM60 9V10H61ZM66 9V8H65ZM163 8H161L160 10H159V8L157 9L159 12L162 10ZM165 9V8H164ZM23 10V9H22ZM40 10V9H39ZM38 10V11H39ZM57 10V9H56ZM75 10V11H76ZM94 10V9H93ZM106 10V11H105ZM171 10V13H174L175 14V12L173 11L172 12V9H170ZM169 10V11H170ZM17 11V10H16ZM19 11V10H18ZM36 11V10H35ZM41 11V10H40ZM67 11V10H66ZM165 11V10H164ZM34 12V11H33ZM42 12V11H41ZM44 12V11H43ZM42 12V13H43ZM65 12V11H64ZM8 13H9V11H8ZM13 13H14V11H13ZM30 13V12H29ZM39 13V12H38ZM52 13V12H51ZM61 13V12H60ZM69 13V12H68ZM164 14L166 13V12H163ZM163 13L161 14V15H163ZM184 13V14H185ZM4 14H5V12H4ZM3 14V15H4ZM35 14H36V12H35ZM49 14V13H48ZM75 14H76V12H75ZM78 14H79V11H78ZM169 14H170V12H169ZM173 14V15H174ZM1 15H2V11H1ZM6 15V14H5ZM44 15V14H43ZM62 15V14H61ZM70 15H72V13L70 14ZM74 15V14H73ZM71 16V17H74V16ZM166 15V14H165ZM171 15V14H170ZM176 15V14H175ZM180 15H181V13H180ZM25 16V15H24ZM35 16V15H34ZM68 16V15H67ZM88 16H90V18H86V17H88ZM187 16H189V15H187ZM3 17V16H2ZM6 17H8V16H6ZM19 17V16H18ZM27 17V16H26ZM177 17H178V15H177ZM183 17V16H182ZM35 18V17H34ZM40 18H42V17H40ZM173 17L171 16V22L172 21H174L173 19H172ZM180 18V17H179ZM185 18H186V15H185ZM13 19H15V18H13ZM28 19V18H27ZM36 19V18H35ZM161 19H162V17H161ZM168 19H169V15H168ZM167 19V20H168ZM181 19V18H180ZM1 20V19H0ZM7 20V19H6ZM21 20V19H20ZM39 20V19H38ZM41 20H43V19H41ZM160 20V19H159ZM166 19H165V17H164V20L163 21H165ZM170 20V19H169ZM183 20V22H184V19H182ZM2 21H5V19H2ZM35 21V20H34ZM175 21H176V19H175ZM7 22V21H6ZM5 22V23H6ZM23 22V21H22ZM171 22H169V23H171ZM178 22V21H177ZM180 22V21H179ZM8 23H9V20H8ZM11 23V22H10ZM38 23V22H37ZM189 23H191V22H188V24H187V26L188 25H190ZM13 24V23H12ZM30 24H32L31 23V20H30ZM183 24V23H182ZM1 25H2V22H1ZM4 25V24H3ZM33 25V24H32ZM176 25V24H175ZM194 25V24H193ZM201 25H199L200 27H201ZM10 26V25H9ZM12 26V25H11ZM31 26V25H30ZM36 26H37V24H36ZM192 26V25H191ZM195 26V25H194ZM197 26V25H196ZM6 27V26H5ZM5 27H4V29H5ZM18 27V26H17ZM20 27V26H19ZM22 27V26H21ZM38 27H39V25H38ZM178 27V26H177ZM199 27V28H200ZM30 29H35L34 27L33 28H31V27H29ZM191 28V27H190ZM198 28V27H197ZM197 28H194V30L195 29H197ZM203 28V29H204ZM21 29V28H20ZM52 29V28H51ZM170 29V28H169ZM174 29V28H173ZM201 29V28H200ZM9 30V29H8ZM36 30V29H35ZM47 30H49L48 28H47ZM177 30V29H176ZM175 30V31H176ZM202 30V29H201ZM209 30H208V32H209ZM2 31H4L5 32V30H3L2 29ZM1 31V32H2ZM10 31V30H9ZM12 31V30H11ZM28 31V30H27ZM46 31V30H45ZM174 31V32H175ZM178 31V30H177ZM183 31V30H182ZM195 31H197V30H195ZM203 31V30H202ZM8 32V31H7ZM6 32V33H7ZM18 32V31H17ZM20 32V31H19ZM39 32V31H38ZM158 32H160L161 34H157ZM172 32V33H171ZM198 32V31H197ZM196 32V33H197ZM6 33H4V34H6ZM41 33V32H40ZM47 33V32H46ZM52 33V32H51ZM186 33V32H185ZM187 33H188V31H187ZM199 33V32H198ZM197 33V34H198ZM211 33V32H210ZM217 33V34H218ZM218 34V35H221V34ZM2 35V37L3 36H5L3 33H1ZM9 34V33H8ZM6 35V37L7 36H9V35ZM14 34V33H13ZM15 34H16V32H15ZM36 34H38L37 32L35 33V35ZM158 35L157 37L155 36V35ZM189 34V33H188ZM199 34H201V33H199ZM204 34H205V32H204ZM11 35V34H10ZM34 35V34H33ZM125 35V34H124ZM127 35V34H126ZM203 35V34H202ZM207 35V34H206ZM12 36V35H11ZM10 36V37H11ZM32 36V35H31ZM37 36V35H36ZM15 37V36H14ZM24 37H26V36H24ZM196 36H195V34H194V38H195ZM198 37V36H197ZM196 37V38H197ZM216 37V36H215ZM4 38V37H3ZM17 38V37H16ZM15 38V39H16ZM28 38H30V37H28ZM27 38V39H28ZM38 38V41H39V37H37ZM40 38H41V36H40ZM49 38H51V34H50V36H49ZM59 38V37H58ZM193 38V37H192ZM195 38V39H196ZM200 38V37H199ZM211 38V37H210ZM209 38V39H210ZM213 38V37H212ZM224 38H226V37H223L222 38V40H224ZM5 39H7V38H5ZM44 39V41L43 42H45V38H43ZM111 39V40H112ZM120 39V38H119ZM22 40H23V38H22ZM56 40V39H55ZM55 40H53V41H55ZM199 40V39H198ZM198 40H196V41H198ZM227 40V39H226ZM225 40V41H226ZM33 41V40H32ZM42 41V40H41ZM40 41V42H41ZM116 41V40H115ZM117 41H118V39H117ZM123 40H121V42H122ZM132 41V42H131ZM206 41V40H205ZM233 41H232V43H233ZM242 41V42H243ZM250 41H251V39H250ZM10 42V41H9ZM11 42H12V40H11ZM15 42V41H14ZM13 42V43H14ZM23 42H24V40H23ZM26 42V41H25ZM47 42H48V40H47ZM57 42V41H56ZM55 42V43H56ZM59 42V43H60ZM111 42V41H110ZM125 42H127V41H125ZM129 42H127V43H129ZM211 43H212V41H210ZM220 42V41H219ZM241 42V43H242ZM19 43V42H18ZM112 43V42H111ZM116 43V42H115ZM126 43V46L127 45H129V44H127ZM160 43H159V45H160ZM199 43V42H198ZM203 43H206V42H204L203 41ZM216 43H217V41H216ZM221 43H223V42H221ZM225 43V42H224ZM223 43V44H224ZM237 43V42H236ZM235 43V44H236ZM240 43V44H241ZM248 45H249V43L248 42H246ZM2 44V43H1ZM27 44V43H26ZM49 44V43H48ZM121 44V43H120ZM157 44V43H156ZM208 44V43H207ZM215 44V43H214ZM239 44V45H240ZM243 44H244V42L242 43V46H243ZM246 44V45H247ZM36 46H37V44H35ZM43 45H44V43H43ZM97 46H99V44H96ZM110 45V44H109ZM108 45V46H109ZM131 45L129 46V47H131ZM204 45V44H203ZM231 46H232V44H230ZM11 46V45H10ZM23 46V45H22ZM46 46V45H45ZM44 46V47H45ZM51 46H52V44H51ZM57 46V45H56ZM80 46V45H79ZM119 46V45H118ZM199 47H201V45H198ZM250 46V45H249ZM12 47V46H11ZM14 47V46H13ZM20 47V46H19ZM23 47H26L25 45L23 46ZM22 47V48H23ZM28 47V46H27ZM41 47V46H40ZM44 47H43V50H44ZM50 47V46H49ZM74 47H78L77 45L76 46H74ZM85 47H86V45H85ZM89 47V46H88ZM113 47V46H112ZM161 47H163V46H161ZM160 46H159V48H161ZM213 47V46H212ZM224 47V46H223ZM229 47V46H228ZM227 47V45H226V49L228 48ZM234 47V46H233ZM250 47H252V46H250ZM21 48V49H22ZM51 48V47H50ZM65 48V47H64ZM63 48V49H64ZM67 48V47H66ZM72 48V47H71ZM90 48V47H89ZM120 48H121V46H120ZM225 48V47H224ZM241 48V47H240ZM29 49V48H28ZM31 49V48H30ZM34 49V48H33ZM49 49V48H48ZM57 49V48H56ZM74 49V48H73ZM73 49H72V51H73ZM76 49V48H75ZM78 49V48H77ZM76 49V50H77ZM81 49V48H80ZM84 49H86V48H84ZM88 49V48H87ZM121 49H123V47L121 48ZM126 49V48H125ZM134 49V48H133ZM132 49V50H133ZM157 49V50H156ZM200 49V48H199ZM203 49V48H202ZM223 49V48H222ZM225 49V50H226ZM13 50V49H12ZM16 50V49H15ZM20 50V49H19ZM22 50H24V49H22ZM26 50H27V48H26ZM25 50V51H26ZM41 50V49H40ZM46 50H47V48H46ZM62 50V49H61ZM68 50V49H67ZM66 50V51H67ZM169 50V49H168ZM228 50H230V49H228ZM227 50V51H228ZM35 51V50H34ZM51 51H53V50H51ZM71 51V50H70ZM70 51H67V53L68 52H70ZM79 51V50H78ZM165 52H166V49L164 50ZM236 51V52H237ZM255 51V50H254ZM29 52V51H28ZM27 52V54H29ZM37 52V51H36ZM35 52V53H36ZM47 51H45L44 50V54L42 53V51H41V56L42 55H46L45 53H46ZM50 52V51H49ZM64 52V51H63ZM62 52V53H63ZM164 52V53H165ZM231 52V51H230ZM263 52V51H262ZM6 53V52H5ZM10 53V52H9ZM16 53V52H15ZM61 53V52H60ZM71 53H74V52H71ZM91 53V52H90ZM89 53V54H90ZM142 53V54H141ZM157 53H160V52H157ZM163 52H162V54H164ZM169 53V52H168ZM168 53H166V54H168ZM174 53V52H173ZM225 53L226 52H224V55H225ZM2 54V53H1ZM0 54V55H1ZM11 54V53H10ZM18 54V53H17ZM20 54V53H19ZM26 54V55H27ZM32 54V53H31ZM37 54H38V52H37ZM50 54V53H49ZM55 54V53H54ZM81 54H82V49H81ZM172 54V53H171ZM170 53L168 54L169 55V57H171L170 55H171ZM175 54V53H174ZM228 55H229V53H227ZM226 54V56L228 57V55ZM258 54V53H257ZM263 54V53H262ZM7 55V54H6ZM13 55H15L14 53H13ZM53 55V54H52ZM51 55V56H52ZM57 55H58V53H57ZM91 55H94L93 53H91ZM90 55V56H91ZM109 55V56H108ZM157 55V54H156ZM222 55H223V53H222ZM221 55V56H222ZM250 55V54H249ZM252 55V54H251ZM10 56H12V55H9V57ZM40 56V55H39ZM41 56H40V59H41ZM70 56V55H69ZM78 56V55H77ZM175 56V55H174ZM178 56V55H177ZM177 56H175V59H177L178 60V58H180V57H178L177 58ZM230 56V55H229ZM259 57L258 58H260V54L258 55ZM263 56V55H262ZM262 56H261V58H262ZM3 57H5V56H3ZM22 57V56H21ZM46 57V56H45ZM45 57H43V58H45ZM57 57V56H56ZM61 57V56H60ZM88 57V56H87ZM92 57V56H91ZM167 57V58H166ZM182 57L183 56H181V59H182ZM185 57L183 58V59H185ZM196 57V58H195ZM242 57V56H241ZM16 58V57H15ZM24 58H25V56H24ZM42 58V59H43ZM54 58H55V55H54ZM67 58H68V55H67ZM77 58V57H76ZM172 58V57H171ZM220 58H219V60H220ZM243 58V57H242ZM249 58H251V59H253V60H249ZM5 59H6V57H5ZM10 59V58H9ZM13 59V58H12ZM26 59H27V56H26ZM64 59H65V57H64ZM69 59V58H68ZM67 59V60H68ZM71 59V58H70ZM81 59H83V58H81ZM217 59V58H216ZM239 59V60H238ZM0 60H2V59H0ZM25 60V59H24ZM38 60V59H37ZM50 60L51 59H49V61L48 62H50ZM53 60H55V59H53ZM61 62L62 61H64V60H61V59H59ZM58 60V61H59ZM74 60V59H73ZM88 60V59H87ZM91 60H92V58H91ZM170 59L168 58V60L167 61H169ZM31 61V60H30ZM44 61V60H43ZM45 61H47V60H45ZM59 61V62H60ZM185 61V60H184ZM193 61V62H192ZM200 61V62H201ZM251 61V62H250ZM253 61V62H252ZM256 61V62H255ZM1 62H3V61H1ZM42 62V61H41ZM170 62V61H169ZM10 63H12V61L10 62ZM14 63V62H13ZM17 62H15V64H16ZM32 63V62H31ZM72 63V62H71ZM86 61H85V67L87 66V67H89L88 66V64L86 65ZM164 63V62H163ZM162 63V64H163ZM165 63H168V62H165ZM199 63V62H198ZM226 63V64H225ZM229 63H231L230 61H229ZM3 64H5V63H3ZM43 64V63H42ZM60 64V63H59ZM58 64V65H59ZM200 63L198 64V65H201ZM224 64H225V67L227 68V69H229L228 71L225 69V67H223L224 66ZM234 64V62H232V65ZM237 64H240V63H237ZM9 65V64H8ZM12 65V64H11ZM18 65V64H17ZM17 65H15V67H13V66H11V67H13V68H16L17 67ZM57 65V63H55V66ZM61 65V64H60ZM72 65V64H71ZM70 65V66H71ZM168 65V64H167ZM183 65H185V64H183ZM187 65V64H186ZM3 66H5V65H3ZM10 66V65H9ZM34 66V65H33ZM44 66V65H43ZM47 66V65H46ZM50 66V65H49ZM52 66V65H51ZM62 66V65H61ZM82 66V65H81ZM65 67V66H64ZM86 67V68H87ZM198 67V66H197ZM18 68V67H17ZM40 68V67H39ZM48 68V67H47ZM56 68H58V67H55V69ZM62 68H63V66H62ZM62 68H60V69H62ZM89 68H91V67H89ZM88 68V69H89ZM165 67H163V69H164ZM182 68H184V67H182ZM192 68V67H191ZM1 69V68H0ZM20 69V68H19ZM28 69V68H27ZM68 69V68H67ZM85 69V68H84ZM88 69H86V70H88ZM167 69V68H166ZM194 69V68H193ZM204 69V68H203ZM207 69H206V71H207ZM231 69V70H230ZM261 69V70H260ZM263 69V70H262ZM5 70V69H4ZM18 70V69H17ZM28 70H30V69H28ZM65 70V69H64ZM72 70V69H71ZM78 70H79V68H78ZM104 70V69H103ZM201 70H202V68H201ZM1 71L3 72V70L1 69ZM16 71V70H15ZM20 71V70H19ZM81 72H82V69L80 70ZM98 71V70H97ZM106 71V70H105ZM104 71V72H105ZM192 71V70H191ZM195 71H198V70H195ZM263 71V72H262ZM12 72V74L14 73L13 71H11ZM22 72V71H21ZM33 72V71H32ZM41 72V71H40ZM68 72H70V71H68ZM72 72V71H71ZM76 72V71H75ZM78 72V71H77ZM90 72V71H89ZM88 72V73H89ZM93 72V71H92ZM101 72V71H100ZM107 72H108V70H107ZM158 72V71H157ZM160 72V71H159ZM184 72V71H183ZM201 72V71H200ZM24 73V72H23ZM26 73V72H25ZM39 73V72H38ZM52 73V75L54 76V74H53V72H51ZM64 73H66L65 71H64ZM73 73V72H72ZM72 73H71V75H72ZM88 73H86V76H88L87 74ZM106 73V72H105ZM109 73H112V72H109ZM197 73V72H196ZM204 73H205V70H204ZM203 73V74H204ZM19 74V73H18ZM33 74V73H32ZM40 74H42V72L40 73ZM76 74V73H75ZM94 74V73H93ZM93 74H92V76H93ZM104 74V73H103ZM107 74V73H106ZM123 74L124 73H122V76H123ZM158 74V73H157ZM161 74H163V73H161ZM209 74H208V81L210 80V81H212L209 77ZM77 75V74H76ZM102 75V74H101ZM200 75V74H199ZM7 76V75H6ZM21 76V75H20ZM33 76V75H32ZM41 76V75H40ZM66 76V75H65ZM78 76H79V73H78ZM77 76V77H78ZM96 76V75H95ZM94 76V77H95ZM118 76V75H117ZM158 76V75H157ZM156 76V77H157ZM206 76H207V74H206ZM27 77V76H26ZM43 77H44V75H43ZM46 77V76H45ZM69 77V75H67V78ZM76 77V76H75ZM89 77V76H88ZM102 77H104V76H102ZM205 77V76H204ZM212 77H214L215 78V76H212ZM221 77V78H222ZM12 78V77H11ZM25 77H23V79H24ZM28 78V77H27ZM32 78H34V77H32ZM81 78V77H80ZM90 78V77H89ZM92 78V77H91ZM124 79H125V77H123ZM122 78V79H123ZM217 78V77H216ZM216 78H215V80H216ZM219 78V77H218ZM221 78H219L220 79V81H223V79L221 80ZM1 79V78H0ZM23 79H22V81H23ZM26 79V78H25ZM36 79V78H35ZM37 79H39V78H37ZM44 79V78H43ZM42 79V80H43ZM66 79V78H65ZM75 79V78H74ZM82 79V78H81ZM85 79H86V77H85ZM84 79V80H85ZM103 79H105V78H103ZM111 79H112V77H111ZM110 79V80H111ZM119 79V78H118ZM226 79H228V78H226ZM231 79V78H230ZM18 80V79H17ZM46 80V79H45ZM112 80H114V79H112ZM120 80V79H119ZM218 80V79H217ZM15 81V80H14ZM35 82H36V80H34ZM33 81V82H34ZM38 81V80H37ZM58 81V80H57ZM60 82H63L64 81V79H62V80H59ZM72 82H73V79L71 80ZM82 81V80H81ZM92 81V80H91ZM103 81V80H102ZM123 81V80H122ZM227 81H229V80H227ZM21 82V81H20ZM40 82H41V80H40ZM77 82H79V81H77ZM84 82V81H83ZM89 82H90V80H89ZM101 82V81H100ZM116 82H118V80L116 81ZM226 82V81H225ZM224 82V83H225ZM230 82V81H229ZM8 83V82H7ZM24 83V82H23ZM42 83V82H41ZM46 83V82H45ZM80 83V82H79ZM79 83H78V85H77V83H76V85L77 86H79ZM93 83H94V81H93ZM98 84H99V81L97 82ZM104 83V82H103ZM128 83V84H129ZM211 83V82H210ZM221 83V82H220ZM13 84V83H12ZM37 84V87H38V83H36ZM35 84V85H36ZM74 84H75V82H74ZM82 84V83H81ZM85 85H86V83H84ZM84 84H82V85H84ZM97 84V85H98ZM101 84V83H100ZM112 84V83H111ZM115 84V83H114ZM122 84H124L123 82L122 83H120V84H118L119 86H121ZM127 84V85H128ZM226 84H227V82H226ZM44 85V84H43ZM81 85V86H82ZM89 85V84H88ZM106 85V84H105ZM132 85V84H131ZM222 85V84H221ZM221 85H220V87H221ZM229 85V84H228ZM7 86V85H6ZM18 86V85H17ZM24 86V85H23ZM60 86V85H59ZM62 86V85H61ZM72 86H73V84H72ZM90 86H91V82H90V85L88 86L89 88H90ZM110 86V85H109ZM217 86V85H216ZM223 86H225V84H223ZM8 87V86H7ZM10 87V86H9ZM58 87V86H57ZM84 87H86V86H84ZM96 87V86H95ZM101 87V86H100ZM103 87H105L104 89L105 90H108L109 89V87H107L106 88V86H104V84H103ZM114 87V86H113ZM122 87H123V85H122ZM125 87V86H124ZM133 87V86H132ZM168 88V91H170L169 89H175L176 87H174V88H171L170 86H167ZM173 87V86H172ZM33 88V87H32ZM36 88V87H35ZM35 88H33L34 90H35ZM39 88V87H38ZM66 88V87H65ZM83 88V87H82ZM111 88V87H110ZM118 88H120V87H118ZM118 88L117 89H113V90H118ZM125 88H129L128 86L127 87H125ZM125 88H121V90H123V93L125 92L124 91V89ZM130 88H131V86H130ZM166 88V87H165ZM222 88V87H221ZM3 89V88H2ZM14 89L15 88H13V91H14ZM18 89V88H17ZM25 89V88H24ZM43 89V88H42ZM56 89V88H55ZM59 89V88H58ZM67 89H68V87H67ZM137 89H136V91H137ZM223 89V88H222ZM226 89V88H225ZM31 90V89H30ZM41 89H39L38 91H40ZM57 90V89H56ZM69 90H70V88H69ZM75 90V89H74ZM83 90H85V89H83ZM82 90V91H83ZM91 89H88V93H89V91H90ZM112 90V89H111ZM164 90V89H163ZM176 90V89H175ZM227 90V89H226ZM33 91V90H32ZM31 91V92H32ZM77 91V90H76ZM86 91V90H85ZM165 91H166V89H165ZM164 91V92H165ZM173 91V90H172ZM172 91H170L169 93H171ZM224 91V90H223ZM54 92V91H53ZM91 92V91H90ZM102 92V91H101ZM104 92V91H103ZM119 92H120V89H119ZM133 92V91H132ZM131 92V93H132ZM164 92H163V95H159L158 97L159 98H155V97H157V95H155L153 98L154 99H156L155 100V102H154V107L156 108V105H157V108H161V109H163L164 110V114L167 116L168 115V112H169V115H170V110L171 111H173V109H174V107H175V105H177L178 103L176 102V98L172 95V93H171V95L168 93V94H166V92H165V94H164ZM235 92V91H234ZM5 93V92H4ZM14 93V92H13ZM28 93V92H27ZM56 93V92H55ZM62 93V92H61ZM64 93V92H63ZM109 93V92H108ZM108 93H105V94H108ZM115 93V92H114ZM131 93L129 94L130 96H131ZM154 93V92H153ZM152 93V94H153ZM156 93H157V91H156ZM160 93V92H159ZM173 93H175V91H173ZM192 93V92H191ZM222 93V92H221ZM220 92H219V94H221ZM224 93H226V94H228V92L226 91V92H224ZM223 93V94H224ZM236 93H238V92H236ZM235 93V94H236ZM20 94V93H19ZM26 94V93H25ZM31 94V93H30ZM29 94V95H30ZM35 94V93H34ZM46 94H47V92H46ZM71 94V93H70ZM84 94V93H83ZM110 94L111 93H109V97H108V100H110L111 99V97H110ZM113 94V93H112ZM127 94V93H126ZM136 94V93H135ZM138 94H139V92H138ZM137 94V95H138ZM225 94V95H226ZM230 94V93H229ZM233 94V93H232ZM232 94H230V96L232 97ZM241 94V95H242ZM14 95V94H13ZM51 95V94H50ZM49 95V96H50ZM65 95H66V93H65ZM64 95V96H65ZM89 95V94H88ZM87 95V96H88ZM115 95H116V93H115ZM114 95V96H115ZM154 95V94H153ZM190 95V94H189ZM193 95V94H192ZM207 95V94H206ZM238 95V94H237ZM24 96V95H23ZM31 96V95H30ZM30 96H28V97H30ZM48 96V97H49ZM64 96H62V97H64ZM73 96V95H72ZM81 96V98H82V95H80ZM84 96H86V92H85V95ZM86 96V97H87ZM94 96V95H93ZM92 96V97H93ZM101 96V95H100ZM120 97L121 96H123V95H119ZM139 96V95H138ZM145 96H146V94H145ZM196 96V95H195ZM198 96V95H197ZM216 96V95H215ZM219 97H220V95H218ZM235 96V95H234ZM28 97H26L27 99H28ZM32 97V99H33V96H31ZM52 97H54V96H52ZM68 97L69 96H65V98H67V100H68ZM77 97V96H76ZM119 97V98H120ZM125 97H126V95H125ZM140 97H141V95H140ZM148 97H146V98H148ZM198 97H200V95L198 96ZM201 97H206V96H201ZM218 97V98H219ZM229 97V96H228ZM230 97V98H231ZM239 97V96H238ZM36 98V97H35ZM55 98H56V96H55ZM72 98V97H71ZM78 98H80V97H78ZM84 98V97H83ZM82 98V99H83ZM94 98V97H93ZM101 98H102V96H101ZM110 98V99H109ZM127 98H129V96L127 97ZM131 98H132V96H131ZM153 98H149L150 100H152ZM192 98V97H191ZM213 98V97H212ZM215 98H217V96L215 97ZM12 99V98H11ZM25 99V98H24ZM37 99V98H36ZM40 99V98H39ZM45 99V98H44ZM56 99H58V98H56ZM60 99H61V97H60ZM121 99H123V98H121ZM125 99V98H124ZM124 99H123V101H124ZM133 99V98H132ZM153 99V100H154ZM205 99V98H204ZM220 99H223V97L221 96L220 97ZM224 99H226L225 98V96H224ZM232 99V98H231ZM49 100V99H48ZM73 100V102H74V99H72ZM87 100V99H86ZM137 100H138V98H137ZM143 100H146V99H143ZM194 100V99H193ZM198 100V99H197ZM202 100V99H201ZM218 100V99H217ZM227 100V99H226ZM233 101L235 100V98H233L232 99ZM26 101V100H25ZM34 101H36L35 99H34ZM42 101V100H41ZM46 101V99L44 100V102ZM54 101V100H53ZM69 101V100H68ZM82 101V100H81ZM84 101V100H83ZM126 101V100H125ZM127 101H128V99H127ZM134 101V100H133ZM133 101L131 100V102L133 103ZM136 101V100H135ZM211 101H213V100H211ZM235 101H237L238 102V99L237 100H235ZM235 101H234V103H235ZM17 102V101H16ZM19 102V101H18ZM28 102V101H27ZM32 102V101H31ZM43 102V101H42ZM70 102V101H69ZM68 102V103H69ZM76 102V101H75ZM87 102V101H86ZM129 102V101H128ZM140 103H142L141 102V100L139 101ZM138 102V103H139ZM144 102V104L145 105H149V106H151V104L152 103H148V104H146L145 103V101H143ZM146 102H148V101H146ZM199 102H201L202 103V101H199ZM204 102V101H203ZM227 102H228V100H227ZM20 103V102H19ZM37 103V102H36ZM40 103V102H39ZM63 103V102H62ZM61 103V104H62ZM116 103V102H115ZM132 103H130V105L132 104ZM156 103V104H155ZM214 103H216L215 101H214ZM223 103V102H222ZM229 103V102H228ZM52 104V103H51ZM49 105V106H52V105ZM55 104V103H54ZM57 104V103H56ZM70 104V103H69ZM69 104H68V106H69ZM81 104V103H80ZM82 104H84V102H82ZM97 104V103H96ZM96 104H94V105H96ZM99 104V103H98ZM97 104V105H98ZM100 104H102V103H100ZM118 104V103H117ZM129 104V103H128ZM134 104V103H133ZM137 104V101H136V103L134 104V105H132L133 107V109H132V111H136V107H134L135 105ZM143 104V103H142ZM142 104H140V105H142ZM203 104V103H202ZM225 104H227L226 103V101H225ZM14 105H15V103H14ZM22 106V104H19V106ZM26 105V104H25ZM24 105V106H25ZM60 105V104H59ZM63 105H64V103H63ZM62 105V106H63ZM72 105V104H71ZM93 105V106H94ZM109 105V104H108ZM180 105H181V103H180ZM200 105V104H199ZM216 105H218V104H216ZM222 105H224V104H222ZM234 105H236V104H234ZM238 105H236V106H238ZM34 106H35V104H34ZM101 106V105H100ZM102 106H106V103L104 104V105H102ZM110 106V105H109ZM119 106V105H118ZM122 106V105H121ZM159 106V107H158ZM15 107H18V105L17 106H15ZM61 107V106H60ZM59 107V108H60ZM79 107V106H78ZM77 107V108H78ZM81 107V106H80ZM86 107H87V105H86ZM92 107V106H91ZM96 107V106H95ZM94 107V108H95ZM107 107V106H106ZM117 107V106H116ZM115 107V108H116ZM120 107V106H119ZM127 107V106H126ZM139 107V106H138ZM142 107V106H141ZM153 107V108H154ZM220 107H222V106H220ZM230 108L229 109H231V105L229 106ZM23 108V107H22ZM35 108V107H34ZM58 108V109H59ZM88 108V107H87ZM111 108V107H110ZM110 108H109V110H110ZM113 108V107H112ZM115 108H114V110H115ZM136 108V109H135ZM206 108H208V107H206ZM205 108V109H206ZM226 108H227V106H226ZM233 109H231V110H234V106L232 107ZM7 109H8V107H7ZM44 109V108H43ZM57 109V108H56ZM68 109V108H67ZM66 109V110H67ZM70 109V108H69ZM83 108H81V110H82ZM84 109H86V108H84ZM83 109V110H84ZM93 109V108H92ZM135 109V110H134ZM141 110H139V112L141 111L143 114H146V112H143L142 111V108H140ZM149 109V108H148ZM147 109V110H148ZM210 110H211V107L209 108ZM228 109V108H227ZM236 109H238V108H236ZM12 110H15V109H12L11 108V112H14V111H12ZM16 110H21V108L20 109H17L16 108ZM16 110H15V114H16ZM36 110H38V109H36ZM46 110V109H45ZM51 110H53V109H51ZM107 110H108V107H107ZM112 110V109H111ZM124 110V109H123ZM125 110L126 111H129V110H127L126 108H125ZM131 110V109H130ZM146 110V111H147ZM153 110V109H152ZM156 110H159V109H156ZM169 110V111H168ZM181 110V109H180ZM219 110V109H218ZM239 111H240V108L238 109ZM56 111V110H55ZM63 111V110H62ZM72 111L74 112V110L72 109ZM71 111V112H72ZM80 111V110H79ZM95 111V110H94ZM94 111H93V113H94ZM117 111V110H116ZM116 111H114V112H116ZM160 111V110H159ZM168 111V112H167ZM236 111V110H235ZM33 112V111H32ZM41 112V111H40ZM45 112V111H44ZM70 112V113H71ZM87 112V111H86ZM90 112V111H89ZM97 112H99V111H97ZM110 112V111H109ZM113 112V111H112ZM120 112H121V110H120ZM123 112V111H122ZM121 112V113H122ZM155 111L153 110V113H154ZM160 112H162V110L160 111ZM184 112H186L187 113V115H185L186 113H184ZM22 113V112H21ZM36 113H38V112H36ZM50 113V112H49ZM53 112H51L50 114H52ZM63 113V112H62ZM76 113H78V111L76 112ZM128 113H130V112H128ZM138 112L136 111V113H135V115L137 114ZM147 115H149L150 113L152 114V116L154 115L152 112H148L147 111ZM232 113V112H231ZM13 114V113H12ZM15 114L13 115L14 117H15ZM49 114V115H50ZM56 114V113H55ZM64 114V113H63ZM67 114V113H66ZM74 114H75V112H74ZM88 114V113H87ZM112 114H114V113H112ZM111 114V115H112ZM124 114V113H123ZM131 114V113H130ZM160 113H157L154 117H157L158 115H159ZM163 116H164V114H163V112L161 113ZM160 114V115H161ZM232 114H234V113H232ZM11 115V114H10ZM19 115H20V112H19ZM23 115H24V113H23ZM30 115V114H29ZM37 115V114H36ZM38 115H40V113L38 114ZM58 115H60V114H58ZM68 115V114H67ZM80 115H81V113H80ZM86 115V114H85ZM88 115H93V114H88ZM95 115V114H94ZM110 115V114H109ZM110 115V116H111ZM116 115H117V113H116ZM119 115H122V114H118V116ZM128 115V114H127ZM126 115V116H127ZM132 115V114H131ZM139 115V116H138ZM147 115H144V116H147ZM168 115V116H169ZM173 115V114H172ZM8 116V115H7ZM55 116V115H54ZM57 116V115H56ZM64 116V115H63ZM71 116V115H70ZM77 116H79V115H77ZM83 116V115H82ZM137 116H138V118L140 117V114L138 113L137 114ZM143 115L141 116L142 118L144 117ZM151 116V115H150ZM165 116V117H166ZM168 116L165 118V117H163V119L165 118V119H168V121L166 120L165 122H163L162 123V125H161V128H163V126L165 125L164 123H166V122H169V121H171L169 118H168ZM230 116V117H229ZM236 115H234L233 117H235ZM237 116H239V115H237ZM32 117V116H31ZM31 117H29V118H31ZM34 117H35V115H34ZM100 117H102V116H100ZM128 118H130L131 120H132V116L130 117L129 115L127 116ZM126 117V123H127V127H128V129H129V132L128 133H130L129 135H130V137L129 138H131L132 137V140H134V141H130V142H133V143H135V140H136V138H137V140H138V143H136V144H134V146H138L139 147V143H141L142 144V142H140V140L138 139L139 137L138 136H140V134L142 135V133H143V131L141 130V129H143V128H140V127H138L134 122H131L130 121V119L129 120H127L128 118ZM140 117V118H141ZM161 116H158V118H160ZM9 118V117H8ZM12 117H10V119H11ZM15 118H17V117H15ZM29 118H27V119H29ZM46 118V117H45ZM53 118V117H52ZM57 118V117H56ZM58 118H59V116H58ZM108 118V117H107ZM110 118V117H109ZM111 118H112V116H111ZM146 118H148V117H146ZM158 118H155V120L156 119H158ZM162 118V117H161ZM159 119L161 122H162V120L163 119ZM236 118V117H235ZM234 118V119H235ZM9 119V120H10ZM19 119H21V118H19ZM35 119H36V117H35ZM37 119H39V118H37ZM43 119V118H42ZM49 119V118H48ZM62 119V118H61ZM64 119V118H63ZM75 119V118H74ZM81 119V118H80ZM86 119V118H85ZM89 119H91V118H88V120ZM94 119V118H93ZM114 119H116V118H114ZM135 119V118H134ZM151 119H154L153 117L151 118ZM164 119V120H165ZM173 119V120H174ZM16 120V119H15ZM22 120H23V118H22ZM31 120H32V118H31ZM39 120H41V119H39ZM76 120V119H75ZM98 120H100V119H98ZM109 120V119H108ZM122 120V119H121ZM141 120L142 119H140V122H141ZM148 120L150 121V119L148 118ZM154 120V121H155ZM235 120H237V119H235ZM235 120H233L232 122L234 123V121ZM12 121H14V120H12ZM11 121V122H12ZM21 121V120H20ZM62 121V120H61ZM67 121V120H66ZM65 121V122H66ZM78 121V120H77ZM90 121V120H89ZM107 121V120H106ZM110 121H112V120H110ZM118 120H116V122H117ZM136 121V120H135ZM145 121V120H144ZM144 121L142 122L143 124H144ZM153 121V120H152ZM176 121V120H175ZM27 122V121H26ZM41 122L43 123V122H45V121H42L41 120ZM54 122V121H53ZM73 122V121H72ZM75 122V121H74ZM81 122H82V120H81ZM84 122V121H83ZM102 122H103V120H102ZM105 122V121H104ZM115 122V121H114ZM29 123V122H28ZM36 122H34V124H35ZM47 123V122H46ZM67 123V122H66ZM118 123V122H117ZM119 123H120V121H119ZM141 123V124H142ZM180 123V124H179ZM24 124V123H23ZM33 124V125H34ZM51 124V123H50ZM67 124H69V123H67ZM79 124V123H78ZM82 124V123H81ZM106 124H107V122H106ZM121 124H122V122H121ZM139 124V123H138ZM150 124V126H152L151 125V123H149ZM156 124L157 123H155V126H156ZM164 124V125H163ZM238 124H240V121L238 122ZM238 124H236V125H238ZM243 124H240V125H243ZM33 125H31V126H33ZM39 125H40V123H39ZM43 125V124H42ZM45 125V124H44ZM43 125V126H44ZM49 125V124H48ZM47 125V126H48ZM54 125V124H53ZM66 125V124H65ZM69 125H71V124H69ZM73 125V124H72ZM75 125V124H74ZM92 125V124H91ZM111 125V124H110ZM118 124H116V126H117ZM159 124H157V126H158ZM160 125L158 126L159 128H160ZM172 125H174V123L172 124ZM186 125V124H185ZM184 125V126H185ZM235 125V126H236ZM31 126H29V127H31ZM35 126V125H34ZM54 126H56V125H54ZM53 126V127H54ZM63 126V125H62ZM61 126V127H62ZM114 126V125H113ZM123 126H124V124H123ZM140 126H142V125H140ZM144 126H145V124H144ZM155 126H153V127H155ZM157 126H156V128H157ZM168 126V125H167ZM239 126V125H238ZM60 127V126H59ZM68 127V126H67ZM71 127V126H70ZM79 127V126H78ZM88 127V126H87ZM118 127V126H117ZM116 127V128H117ZM152 127V128H153ZM188 127H189V125H188ZM237 127V126H236ZM241 127V126H240ZM39 128V127H38ZM44 128V127H43ZM65 127L63 126V129H64ZM69 128V127H68ZM112 128V127H111ZM120 128V127H119ZM173 128V127H172ZM196 128V127H195ZM32 129V128H31ZM47 129V128H46ZM51 129V128H50ZM58 129V128H57ZM65 129H67V128H65ZM74 129H75V127H74ZM90 129V128H89ZM100 129V128H99ZM98 129V130H99ZM151 129V128H150ZM174 129L175 128H173L172 130H173V132H174ZM197 129V128H196ZM1 130H3V129H1ZM33 130H34V128H33ZM40 130H41V128H40ZM43 130V129H42ZM48 130V129H47ZM55 130V129H54ZM93 130V129H92ZM105 129H103V131H104ZM109 130V129H108ZM120 130V129H119ZM122 130V129H121ZM144 130V129H143ZM161 130V129H160ZM171 130V131H172ZM186 130V131H185ZM218 130V134H217V131ZM224 132V134L222 133V131ZM28 131H30V130H28ZM56 131V130H55ZM60 131V130H59ZM62 131V130H61ZM74 131H76V129L74 130ZM83 131H86V130H83ZM97 131V130H96ZM110 131V130H109ZM118 131V130H117ZM145 131V130H144ZM157 131V130H156ZM159 131V130H158ZM162 131H163V129L161 130V133L160 134H162ZM164 131H167V129H165ZM163 131V132H164ZM176 131V130H175ZM183 131H185V132H183ZM220 131V132H219ZM54 132V131H53ZM63 132L65 133V130H63ZM70 132H71V130H70ZM73 132V131H72ZM71 132V133H72ZM82 132V131H81ZM80 132V133H81ZM90 132V131H89ZM111 132V131H110ZM119 132V131H118ZM124 132V131H123ZM147 132H149V131H147ZM182 132V133H181ZM187 132V133H186ZM29 133V132H28ZM28 133H27V135H28ZM33 133V132H32ZM63 133V134H64ZM79 133V132H78ZM86 133V132H85ZM98 133H100V132H98ZM116 133V132H115ZM146 133V132H145ZM177 133V135L179 134L178 132H176ZM175 133V134H176ZM216 135H215V134ZM220 133H222V134H220ZM77 134V133H76ZM82 134V133H81ZM93 134H95V133H93ZM92 134V135H93ZM155 134V133H154ZM159 134V135H160ZM178 135V137L177 138H179L180 140H178L177 138V140L178 141H180L181 142V140H182V138H180L181 137V135ZM226 134V135H225ZM38 135V134H37ZM43 135V134H42ZM84 135V134H83ZM88 135H90V134H88ZM97 135V137L99 136V134H96ZM109 135V134H108ZM114 135V134H113ZM115 135H117V134H115ZM120 135V134H119ZM128 135V134H127ZM147 135V134H146ZM150 135V134H149ZM156 135H157V132H156ZM35 136V135H34ZM39 136H41L40 134H39ZM55 136H56V134H55ZM110 136H111V134H110ZM126 136V135H125ZM143 136V135H142ZM152 136H154V135H152ZM160 136H162V135H160ZM166 136H168V134L166 135ZM174 136V135H173ZM201 136V135H200ZM1 137H2V135H1ZM38 137V136H37ZM42 137V136H41ZM59 137V136H58ZM61 137V136H60ZM66 137V136H65ZM80 137V136H79ZM81 137H83L84 138V136H81ZM106 137V136H105ZM104 137V138H105ZM113 137V136H112ZM119 137V136H118ZM121 137H122V134H121ZM123 137H124V135H123ZM150 137V139L152 138L151 137V135L149 136ZM3 138V137H2ZM21 138V137H20ZM20 138H19V140H20ZM40 138V137H39ZM56 137H54V139H55ZM88 138V137H87ZM92 138V137H91ZM107 138V137H106ZM117 138V137H116ZM125 138V137H124ZM141 138V137H140ZM144 139H145V136L143 137ZM147 138V140L149 139L148 138V136L146 137ZM170 138V136H168V139ZM175 138V137H174ZM26 139V138H25ZM30 139V138H29ZM28 139V140H29ZM57 139V138H56ZM60 139V138H59ZM63 139V138H62ZM64 139H67V138H64ZM115 139V138H114ZM149 139V140H150ZM173 139V138H172ZM188 139V140H187ZM22 140V139H21ZM34 140H35V138H34ZM46 140H47V138H46ZM49 140V139H48ZM47 140V141H48ZM61 140V139H60ZM69 140V139H68ZM75 140H76V138H75ZM79 140H81V139H79ZM87 140V139H86ZM93 140V139H92ZM92 140H90V143L89 144H92L91 142H92ZM108 140H109V138H108ZM122 140V139H121ZM120 140V141H121ZM124 140V139H123ZM125 140H126V138H125ZM148 140V144L150 143V142H152V141H154V140H151V141H149ZM182 140V141H183ZM6 141V140H5ZM5 141H3V142H5ZM36 141V140H35ZM39 141H41V140H39ZM67 141V140H66ZM95 141H96V138H95ZM97 141H98V139H97ZM145 141H146V139H145ZM145 141H143L144 143H145ZM160 141V140H159ZM161 141H163V138L161 139ZM186 141H184V143L186 142ZM18 142V141H17ZM34 142V141H33ZM51 142V141H50ZM58 142V141H57ZM77 142H79V141H77ZM126 142H128V141H126ZM155 142V141H154ZM179 142V143H180ZM43 143H45V142H43ZM132 143V144H133ZM157 143V142H156ZM5 144V143H4ZM16 143H14L13 145H15ZM51 144V143H50ZM54 144V143H53ZM52 144V145H53ZM85 144V143H84ZM93 144H95V143H93ZM110 144H111V141H110ZM113 144V143H112ZM139 144V145H138ZM159 144H161L160 142H159ZM183 144V142L181 143V144H178V146L179 145H182ZM186 144V143H185ZM40 145V144H39ZM47 145V144H46ZM52 145H49V146H52ZM127 145V144H126ZM130 145V144H129ZM144 145V144H143ZM158 145V144H157ZM156 145V146H157ZM164 145V144H163ZM162 145V146H163ZM189 145L188 146H186V147H189ZM32 146H34V145H32ZM79 146H80V148L78 149L77 147V149H76V151H78L80 154V156H82V157H84L83 155L86 153V152H88V151H86L87 149H89V148H84V146H83V144L82 143H80L79 144ZM108 147H110V146H113V145H107ZM116 146V145H115ZM123 146V145H122ZM148 146V145H147ZM153 146V145H152ZM155 146V145H154ZM184 145H183V149H185L186 147H185ZM20 147V146H19ZM35 147V146H34ZM60 147V146H59ZM71 147V146H70ZM82 147V148H81ZM99 147V146H98ZM103 147V146H102ZM126 148H127V146H125ZM124 147V148H125ZM137 147V148H138ZM159 147V146H158ZM182 147V146H181ZM46 148H48V145H47V147ZM97 148V147H96ZM95 148V149H96ZM100 148V147H99ZM104 148V147H103ZM105 148H106V145H105ZM130 148V147H129ZM140 148V147H139ZM138 148V149H139ZM148 148V147H147ZM151 148H153V147H150V149ZM177 148V147H176ZM179 148H180V146H179ZM14 149V148H13ZM12 149V150H13ZM17 149V148H16ZM45 149V148H44ZM44 149H43V151H44ZM111 149V148H110ZM114 149H115V147H114ZM123 149V148H122ZM134 149H136V147L134 148ZM143 149V148H142ZM156 149V148H155ZM178 149V148H177ZM182 148H180V151H182L181 150ZM189 151H191V148L189 147ZM61 150V149H60ZM119 150V149H118ZM117 150V151H118ZM120 150H121V148H120ZM131 150V149H130ZM144 151H145V147H144V149H143ZM143 150H139V151H141V152H144ZM156 150H158V149H156ZM167 152H168V150L167 149H165ZM163 148H162V152H166ZM188 150V148L187 149H185L184 151H187ZM18 151H20V149L18 150ZM68 151V150H67ZM70 152H71V150H69ZM101 151V150H100ZM112 151H114V150H112ZM124 151H126V150H124ZM124 151H122V153L124 152ZM147 151V150H146ZM144 152V153H148V151L147 152ZM159 151V150H158ZM174 151V150H173ZM127 152V151H126ZM125 152V153H126ZM131 152H132V150H131ZM135 152V151H134ZM151 152V151H150ZM149 152V153H150ZM156 152V151H155ZM154 152V149H153V152H151L150 153V155L153 153V155L155 156V153ZM179 152V151H178ZM177 152V153H178ZM183 152V151H182ZM202 152V153H201ZM15 153H16V151H15ZM38 153V152H37ZM40 153V152H39ZM45 153V152H44ZM67 153V152H66ZM109 153V152H108ZM116 153V152H115ZM119 153V152H118ZM149 153L148 154H145V155H147L146 156V158L144 159L145 160V164L143 163L141 166H143V165H145L146 167H147V171L148 172H150V175L152 174L153 176H161L162 174H169L168 176H170V178H171V176L172 175H170V169L169 168H167L165 165H164V168L166 167L168 170L165 172L164 171V168H163V170H162V168L161 167H163V166H160V165H158V164H160V160H158L159 162H158V164H157V161H155V159L157 158H154V160L151 158L152 156H149ZM155 153V154H154ZM159 153V152H158ZM171 153H173L174 155L175 154H177L176 153V149H175V153L174 152H171ZM170 153V154H171ZM189 153V152H188ZM204 153V154H205ZM32 154V153H31ZM70 154V153H69ZM76 154V153H75ZM89 155H86L84 158H81L82 159V164L84 163V162H86V161H88V163L89 162H97L99 159L98 158H101L102 156H100L99 155V153H97V151H94V150H92V152H91V154L90 153H88ZM102 154H103V151H102ZM119 154H121V152L119 153ZM127 154H130V153H127ZM136 154H137V151H136ZM139 154H141L142 156H143V153H139ZM164 154V153H163ZM166 154V153H165ZM185 154V153H184ZM190 154H191V152H190ZM17 155H19V154H17ZM21 155V154H20ZM132 155V154H131ZM134 155V157L136 156L135 154H133ZM138 155V154H137ZM140 155V156H141ZM178 156L177 157H179V154H177ZM181 155V154H180ZM186 155V154H185ZM15 156V155H14ZM13 156V157H14ZM27 156V155H26ZM98 156H100V157H98ZM103 156H104V154H103ZM125 156V155H124ZM129 156V155H128ZM163 156V155H162ZM165 156V155H164ZM182 156V155H181ZM180 156V157H181ZM184 156V155H183ZM12 157V156H11ZM16 157V156H15ZM41 157V156H40ZM44 157V156H43ZM62 157V158H61ZM115 157H116V154H115ZM115 157H114V159H115ZM130 157H132V156H130ZM166 157V156H165ZM172 157V156H171ZM186 157V156H185ZM64 158V155L62 154V153H59V154H56V157H55V160L54 161H56V162H58L59 160H61V159H63ZM70 158V157H69ZM111 158V157H110ZM124 158V157H123ZM133 158V157H132ZM159 158V157H158ZM157 158V159H158ZM193 158V157H192ZM197 158L195 159V160H197ZM7 159H9V158H7ZM6 159V160H7ZM11 159H13V158H11ZM20 159V158H19ZM65 159V158H64ZM67 159V158H66ZM72 159V158H71ZM70 159V160H71ZM106 159V158H105ZM137 159H138V157H137ZM141 159H142V157H141ZM163 159H164V157H163ZM171 159V158H170ZM188 159V158H187ZM193 159V160H194ZM211 159V160H212ZM228 160L229 161V163H228V166L227 167H229L230 166V169H229V171H231V172H227V167H226V171H224V167L222 168V170H220V169H218V165H219V163H220V161H222V160ZM17 160V159H16ZM32 160V159H31ZM38 160V159H37ZM45 160V159H44ZM43 160V161H44ZM51 160V159H50ZM49 160V161H50ZM70 160H68V161H70ZM109 160V159H108ZM111 160V159H110ZM110 160H109V162H110ZM116 160V159H115ZM125 160H127V159H125ZM182 160H184V157H182ZM181 160V161H182ZM192 160V161H193ZM201 160H202V162H201ZM206 160V161H205ZM212 160V161H213ZM11 161V160H10ZM15 161V160H14ZM52 161V160H51ZM49 162L50 164L52 163V162ZM73 161V160H72ZM75 161V160H74ZM102 161H103V159H102ZM107 161V160H106ZM129 161V160H128ZM134 161V160H133ZM166 161H167V159H166ZM176 161H177V159H176ZM175 161V158H174V163L176 162ZM180 161V163H182ZM191 161V163L193 164V165H195L194 164V161L192 162ZM208 161V162H207ZM27 160L25 161V163H23L22 164V167L23 166H25V164H27ZM36 162V161H35ZM77 162H78V160H77ZM77 162H76V164H77ZM108 162V163H109ZM162 162H164L163 160H162ZM162 162H161V164H162ZM169 162H170V160H169ZM183 162H185V160L183 161ZM186 162H188V161H186ZM197 162V161H196ZM223 162V161H222ZM5 163H6V161H5ZM8 163V162H7ZM16 163H17V161H16ZM60 163H62L61 161H60ZM107 162H106V164H108ZM119 164H121L120 162H118ZM128 163V162H127ZM126 163V164H127ZM133 163V162H132ZM135 163H139V162H137V160H135ZM166 163V162H165ZM164 163V164H165ZM226 163V162H225ZM225 163L223 162V164L225 165ZM11 164H12V162H11ZM32 164V163H31ZM69 164V166L70 167H67V165ZM79 164H81V163H79ZM87 164V163H86ZM97 164V163H96ZM112 164V163H111ZM167 164H168V162H167ZM170 164H171V162H170ZM185 164V163H184ZM15 165V164H14ZM20 165V164H19ZM33 165H35V164H33ZM47 165V164H46ZM89 165V164H88ZM88 165H85L84 167H86V166H88ZM91 165V164H90ZM118 165V164H117ZM173 165V164H172ZM175 165V164H174ZM176 165H177V163H176ZM181 165H183V163L181 164ZM180 165V166H181ZM189 165H191L190 163H189ZM197 165V164H196ZM32 166V165H31ZM43 166V165H42ZM41 166V167H42ZM59 166V165H58ZM78 166V165H77ZM83 166V165H82ZM96 166V165H95ZM94 166V167H95ZM101 166V165H100ZM119 166V165H118ZM117 166V167H118ZM127 166H129L128 164H127ZM132 166V165H131ZM130 166V167H131ZM144 166V167H145ZM180 166H178L177 165V168L178 169H181V168H179ZM186 166V165H185ZM185 166H183V167H185ZM201 166H202V168H201ZM206 166H205V168H206ZM220 166V165H219ZM7 167H8V165H7ZM10 167V166H9ZM30 167V166H29ZM40 167V166H39ZM51 167H52V165H51ZM50 166H49V168L48 167H44L45 168V170H46V168H48V170L50 171V170H53L52 168H51ZM53 167H54V165H53ZM55 167H57V166H55ZM83 167V168H84ZM89 167V166H88ZM96 167H98V166H96ZM110 167H111V165H110ZM134 167V166H133ZM136 167V166H135ZM137 167H140V165L139 166H137ZM137 167H136V171L138 170L137 169ZM174 167V166H173ZM190 167V166H189ZM196 167V166H195ZM194 166H193V170L194 169H196L197 170V167H198V165H197V167L195 168ZM33 168V167H32ZM31 168V169H32ZM74 168V167H73ZM102 168V167H101ZM100 168V169H101ZM104 168V167H103ZM129 168V167H128ZM161 168V169H160ZM187 168V167H186ZM201 168V169H200ZM205 168H203V169H205ZM29 169V168H28ZM78 169V168H77ZM85 169V168H84ZM118 169V168H117ZM116 169V167H115V170H117ZM121 169V168H120ZM131 169V168H130ZM140 169H142V167L140 168ZM144 169V168H143ZM142 169V171H145V169L143 170ZM174 169H176V166H175V168ZM174 169H172L173 171H174ZM178 169L176 170L177 172H178ZM190 169V168H189ZM33 170V169H32ZM37 170V169H36ZM40 170V169H39ZM42 170H44L43 169V167H42ZM75 170H76V167H75ZM103 170H105V169H103ZM102 170V171H103ZM134 170H135V168H134ZM183 170V169H182ZM192 170V169H191ZM192 170V171H193ZM195 170V171H196ZM92 170H90V172H91ZM96 171V170H95ZM95 171H92L93 172V174L95 173ZM121 171L122 170H120V173H121ZM131 171V170H130ZM136 171H135V173H136ZM141 171V172H142ZM176 171H174V177H172L173 178V180L175 179L176 180V178H175V175H177V172ZM185 171V170H184ZM191 171V172H192ZM194 171V172H195ZM197 171V172H198ZM204 171V170H203ZM12 172V171H11ZM28 172H29V170H28ZM39 172V171H38ZM41 172H43L44 173V171H41ZM45 172H47V171H45ZM51 172V171H50ZM103 172H105V171H103ZM107 172V171H106ZM125 172H127V170L125 171ZM139 173V177H141V179L143 178V180L142 181H144L145 180V178H144V172L143 173H141L140 171H138ZM146 172V171H145ZM147 172V173H148ZM186 173H187V171H185ZM185 172H183V173H185ZM193 172V173H194ZM199 172H198V174H199ZM205 172H208V171H205ZM5 173V172H4ZM7 173V172H6ZM12 173H14V172H12ZM76 173H78V172H76ZM107 173H109V172H107ZM123 173V172H122ZM131 173V172H130ZM130 173H128V175H125V176H129V180H130ZM180 173H181V170H180ZM196 173V172H195ZM208 173H210V172H208ZM1 174H2V172H1ZM15 174V173H14ZM18 175H20L19 173H17ZM45 174V173H44ZM55 174H57V173H55ZM117 174H118V171H117ZM173 174V173H172ZM189 174V173H188ZM192 174V173H191ZM4 175H7V174H3V176ZM43 175V174H42ZM41 175V176H42ZM86 175H88V174H86ZM95 175H97V172H96V174ZM185 175V174H184ZM183 175V176H184ZM190 175V174H189ZM13 176V175H12ZM28 176H31V175H29L28 174ZM46 176V175H45ZM53 176H57V175H54L53 174ZM52 176V177H53ZM103 176V175H102ZM112 176V175H111ZM119 176H121V175H119ZM123 176V175H122ZM178 176V175H177ZM176 176V177H177ZM195 176V175H194ZM198 176V175H197ZM199 176V177H200ZM208 176H209V174H208ZM213 176V175H212ZM211 176V177H212ZM231 176V177H230ZM20 177V176H19ZM18 177V178H19ZM22 177V176H21ZM32 178H33V180H34V177L33 176H31ZM36 177H37V175H36ZM40 177V176H39ZM44 177V176H43ZM42 177V178H43ZM70 177V178H69ZM86 177H88V176H86ZM90 177V179L92 178V174H91V176H89ZM88 177V178H89ZM97 177V176H96ZM138 177V178H139ZM158 177V178H159ZM162 177V176H161ZM167 177V176H166ZM187 176H185V178H186ZM211 177H209L210 179H211ZM14 178V177H13ZM12 178V179H13ZM23 178V177H22ZM32 178H31V180H32ZM46 178V177H45ZM68 178V179H67ZM93 178H95V177H93ZM117 178H118V176H117ZM178 178V177H177ZM190 178H193V180H195V178L194 177H190ZM215 178V177H214ZM2 178H0V180H1ZM15 179V178H14ZM52 179V178H51ZM59 179V178H58ZM57 179V180H58ZM140 179V178H139ZM165 179V178H164ZM163 178H162V180H164ZM201 179V178H200ZM8 180H9V178H8ZM7 180V181H8ZM20 180V179H19ZM37 180H39V178L37 179ZM62 180H64V179H62ZM67 180H70L71 181V183L69 182V181H67ZM95 180H96V178H95ZM152 180H156V182L155 183H152L153 181ZM181 180H183V179H181ZM189 180V181H188ZM197 180V179H196ZM196 180H195V182H196ZM202 180H201V182H200V184H202L203 182H202ZM21 181V180H20ZM29 184H30V178H29ZM35 181V180H34ZM41 181H42V179H41ZM47 181H49V179L48 180H46V183H47ZM88 181H90V180H88ZM103 181H106V180H104L103 179ZM160 181H161V178H160ZM192 181V180H191ZM198 181V180H197ZM54 182V181H53ZM87 182V181H86ZM97 182H99V180L97 181ZM117 182V181H116ZM173 182H175V184H176V181H173ZM179 182V181H178ZM199 182V181H198ZM2 183H3V181H2ZM14 183V182H13ZM18 183V182H17ZM26 183V185H27V183L28 182H25V180H24V184ZM34 183V182H33ZM37 183V182H36ZM42 183H44V182H42ZM70 183V184H69ZM89 183H91V182H88L87 184H89ZM110 183V182H109ZM108 182H107V184H109ZM143 183V182H142ZM180 183V182H179ZM192 183H193V181H192ZM10 184V183H9ZM12 184V183H11ZM32 184V183H31ZM30 184V185H31ZM49 184H52V183H49ZM86 184V185H87ZM97 184V183H96ZM111 184H114V183H111ZM141 184V183H140ZM144 184V183H143ZM182 184V183H181ZM204 184V183H203ZM33 185V184H32ZM35 185V184H34ZM38 185V184H37ZM37 185L35 186V187H37ZM45 185H47V184H45ZM45 185H44V187L43 188H45ZM53 185V184H52ZM85 185V186H86ZM92 185V184H91ZM177 186L179 185V184H176ZM25 186V185H24ZM40 186L41 185H39V188H40ZM53 186H55V185H53ZM71 186H72V189H71ZM99 186H101L102 187V183L101 184H99ZM103 186H105L104 184H103ZM123 186V185H122ZM143 186V185H142ZM144 186V187H145ZM161 186V187H160ZM172 186V185H171ZM174 186V185H173ZM172 186V187H173ZM180 186V185H179ZM198 186V185H197ZM27 187V186H26ZM48 187H49V185H48ZM130 187H132V186H130ZM134 187V186H133ZM166 187H168V185L166 186ZM170 187V186H169ZM169 187H168V189H169ZM4 188V187H3ZM23 188V187H22ZM38 188V189H39ZM52 188V187H51ZM55 188V187H54ZM64 188H63V190H64ZM68 188H66L67 190H68ZM86 188V187H85ZM100 188V187H99ZM116 188V187H115ZM140 188H142V187H140ZM211 188V189H210ZM0 189H2V188H0ZM5 189H6V187H5ZM24 189V188H23ZM41 190L40 191H42L43 189L42 188H40ZM56 189V188H55ZM55 189H53V190H55ZM83 189H84V192H82L83 191ZM105 189V188H104ZM117 189H119V188H117ZM144 189V188H143ZM175 189V188H174ZM8 190H11V188L10 189H8ZM7 190V191H8ZM27 190V189H26ZM25 190V191H26ZM30 190V189H29ZM33 190V189H32ZM51 190V189H50ZM52 190V191H53ZM76 191H77V189H75ZM74 190V192H76ZM99 190V189H98ZM178 190H181V191H183L184 192V194H183V192H181V191H178ZM195 190L197 191V193H199V194H197L196 192H195ZM235 191V192H237V193H235L236 194V196H234V195H232V194H230L229 193V191ZM47 191H49L48 189H47ZM47 191H45V195H46V192ZM79 191H81L82 193H80ZM104 191V190H103ZM102 191V192H103ZM117 191V190H116ZM5 192V191H4ZM14 192V191H13ZM16 192V191H15ZM14 192V193H15ZM21 191H19V193H20ZM55 192V191H54ZM56 192H57V190H56ZM59 192V191H58ZM58 192L56 193V194H58ZM65 192V191H64ZM99 192V191H98ZM102 192H101V194H102ZM201 192V193H202ZM25 193V192H24ZM23 193V194H24ZM31 193H33V192H31ZM49 193V192H48ZM47 193V194H48ZM70 193V192H69ZM166 193V192H165ZM22 194V195H23ZM39 194V193H38ZM37 194V195H38ZM54 194V193H53ZM55 194V195H56ZM72 194H73V191H72ZM100 194V195H101ZM1 195H3V194H1ZM13 195L14 194H12V197H13ZM30 195V197H34L35 198V196L37 197V195L36 194H29ZM50 195H51V193H50ZM64 195V194H63ZM67 195V194H66ZM164 195V196H163ZM40 196H41V194H40ZM44 196V195H43ZM42 196V197H43ZM58 196H59V194H58ZM61 196V195H60ZM187 196V197H186ZM200 196H201V194H200ZM16 197V196H15ZM23 197H24V195H23ZM26 197V196H25ZM29 197V196H28ZM39 197V196H38ZM46 197V196H45ZM49 197V196H48ZM47 197V199H49ZM50 197H52V196H50ZM108 197V196H107ZM125 197H130V201L132 200L133 201V204H136V202H151L152 204V206H154V208L156 207L159 211L157 212V210H155V212H157V215L156 214H154V215H156L155 217H153L152 215V213H151V211L148 209L149 207H147V209H144V208H142V206H141V210H143L142 212H140V209H139V212L140 213H138L137 212V209H138V207H136L137 209H135V211H132V210H127L124 206H127L128 205V202L130 203V201H129V199H128V202L127 203H124V200H127ZM166 197H168V199L166 198ZM196 197V198H195ZM207 197V198H206ZM21 198V197H20ZM20 198H18L19 200H20ZM34 198H32V199H34ZM70 198V199H71ZM166 198V199H165ZM13 199H14V197H13ZM43 200H44V197L42 198ZM57 199V198H56ZM62 199H63V197H62ZM170 199H172V200H170ZM0 200H2V199H0ZM18 200V201H19ZM114 200V199H113ZM112 200V201H113ZM187 201L189 200V199H186ZM3 201V200H2ZM24 201H25V199H24ZM42 201V200H41ZM131 201V202H132ZM25 202H27V201H25ZM59 202H60V200H59ZM146 202V203H147ZM230 202H231V204H230ZM15 203V202H14ZM62 203V202H61ZM64 203V202H63ZM113 203V202H112ZM120 203H123V205H121ZM169 203H172V206H170V208L172 209L171 211H173V209H174V211L176 210V207L177 208H180V210H181V212H182V214H181V216L180 217H175V215H172V213H171V215L170 216H172V219L173 220H168V221H170V223L173 221V223L172 224H167L166 222L167 221H165L166 220V217H165V220H164V216H165V214H163V213H165L164 212V210H166V208L167 207H169ZM235 203H239L240 204V206H242V208L237 204V208H238V211H239V208L240 209H242L241 210V213H242V215H241V213L240 214H236V211H234V210H236L237 208H235L232 212H229L231 209L229 208V210H226V208H227V206L225 207V205H231V207H232V209H233V206L235 207V205H233V204H235ZM246 203H248V205L250 204L251 205V208H245V206H243L242 204H245L246 205ZM18 204V203H17ZM21 204V203H20ZM22 204H24V202L22 203ZM33 204V203H32ZM124 204H127V205H124ZM173 204H175L174 206H176L175 208H174V206H173ZM1 205V204H0ZM16 205V204H15ZM15 205H13V206H15ZM27 205V207H28V205L29 204H26ZM36 205H37V203H36ZM35 205V206H36ZM138 205H140L139 203H138ZM141 205H143L145 208H146V205H144V204H142L141 203ZM6 206V205H5ZM19 206V205H18ZM37 206H39V204L37 205ZM43 206H42V208H43ZM111 206V205H110ZM137 206V205H136ZM185 206V207H184ZM26 207V208H27ZM24 208V207H23ZM22 208V209H23ZM30 208H31V206H30ZM39 208V207H38ZM53 208H51V209H49V211L48 210H46L47 212H51L50 210H52ZM128 208V207H127ZM131 208H133V207H131ZM154 208L152 207V209L154 210ZM170 208H167V209H170ZM184 208H186L187 210H189V211H185L186 209H184ZM15 209V208H14ZM44 209V208H43ZM54 209V210H55ZM129 209H130V207H129ZM208 210L207 212L205 211V210ZM228 209V208H227ZM3 209H1V211H2ZM25 210V209H24ZM42 210V209H41ZM55 210V211H56ZM178 210V209H177ZM6 211V210H5ZM4 211V212H5ZM12 211V210H11ZM15 211H17V210H15ZM15 211H14V213H15ZM20 211V210H19ZM33 211H34V209H33ZM33 211H32V213H33ZM169 211V210H168ZM167 211V212H168ZM18 212V211H17ZM28 212V211H27ZM43 212H44V210H43ZM54 212V211H53ZM166 212V214H167V216H169L168 215V213ZM178 212H179V210H178ZM177 212V214H180V213H178ZM234 212V213H233ZM1 213H3V212H1ZM6 213V212H5ZM9 213H10V210H9ZM28 213H30V211L28 212ZM31 213V214H32ZM35 213V212H34ZM37 211H36V213L35 214H33L32 216L34 217V215L36 216L37 215ZM42 213V212H41ZM137 213V214H136ZM173 213H175V212H173ZM43 214V213H42ZM58 214V213H57ZM235 214V215H234ZM8 215V214H7ZM12 215V214H11ZM39 215H40V213H39ZM50 215V214H49ZM49 215H47V216H49ZM59 215V214H58ZM164 215V216H163ZM239 215V216H238ZM13 216V215H12ZM12 216H10L9 215V217H11V218H14V217H12ZM31 216V215H30ZM38 216V215H37ZM54 216H55V214H54ZM53 216V217H54ZM57 216V215H56ZM21 217V216H20ZM20 217H18V218H20ZM60 217V216H59ZM152 217H153V219H152ZM175 217V218H174ZM3 218H6V217H3ZM25 218V217H24ZM26 218H28V217H26ZM25 218V219H26ZM36 218V217H35ZM41 218H42V216H41ZM44 218V217H43ZM46 218V217H45ZM55 218V217H54ZM70 218V217H69ZM68 218V219H69ZM170 218V217H169ZM22 219V218H21ZM47 219V218H46ZM57 219H58V217H57ZM63 218L61 217V220H62ZM65 219V218H64ZM171 219V218H170ZM189 219H194L195 221H197V223L195 224V222L193 223L192 222V220L190 221V223H192V224H195L193 227H192V224H190L189 223ZM23 220V219H22ZM44 220V219H43ZM42 220V221H43ZM56 220V219H55ZM66 220V219H65ZM48 221V220H47ZM67 222H64V224L65 223H67ZM48 224L49 223H51V220H49V222H47ZM60 223H63L62 221L60 222ZM12 224V223H11ZM25 224V223H24ZM30 224H31V222H30ZM37 224H38V222H37ZM41 224H44V222H41L40 224H38V225H41ZM57 224V223H56ZM81 224V225H82ZM26 225V224H25ZM28 225H29V223H28ZM51 225V224H50ZM58 225V224H57ZM9 226V225H8ZM12 226H13V224H12ZM11 226V227H12ZM191 226V227H190ZM7 227V226H6ZM22 227V226H21ZM20 227V228H21ZM30 227V226H29ZM36 227V225L34 226V229H36L35 228ZM37 227H40V226H37ZM42 227V226H41ZM46 227V226H45ZM48 227H49V225H48ZM47 227V228H48ZM64 227H66V226H64ZM79 227V226H78ZM77 227V228H78ZM68 228V227H67ZM67 228L65 229V230H67ZM13 229V228H12ZM15 229V228H14ZM26 229V228H25ZM31 229V228H30ZM59 229H62V228H59ZM74 229H73V231H74ZM7 230H9V229H7ZM70 231H71V229H70ZM78 231V230H77ZM76 231V232H77ZM41 232H42V230H41ZM51 232V231H50ZM72 232V231H71ZM39 233V232H38ZM24 234V233H23ZM43 234V233H42ZM52 234V233H51ZM70 235H71V233H69ZM80 233H78V235H79ZM31 235V234H30ZM41 235V234H40ZM58 235H59V233H58ZM61 235H63V234H61L60 233V236ZM66 235V234H65ZM72 235H73V233H72ZM25 236V235H24ZM34 236V235H33ZM36 236V235H35ZM46 237H47V235H45ZM53 236H55V235H51V239L52 240H50L51 242H53V239H55V238H53ZM64 236V235H63ZM73 236H75V237H77L76 235H73ZM188 236V235H187ZM17 237V236H16ZM28 237V236H27ZM31 237V236H30ZM50 237V236H49ZM48 237V238H49ZM56 237H58V236H56ZM72 237V236H71ZM74 237V238H75ZM37 238V237H36ZM79 238V237H78ZM92 238H94V239H92ZM96 238H98V240L99 241H97L96 240ZM32 239V238H31ZM35 239V238H34ZM90 239H92V241H97L98 243V247L99 248H95V247H93V245H90V246H92V248L90 247V246H87L91 241H89ZM188 239H189V237H188ZM36 240V239H35ZM42 240H43V238H42ZM47 240V239H46ZM49 240V239H48ZM47 240V241H48ZM59 240V239H58ZM57 240V241H58ZM61 240V239H60ZM73 240V241H72ZM71 241V243H74V239H72ZM191 240V239H190ZM23 241V240H22ZM26 241V240H25ZM56 241V242H57ZM35 242V241H34ZM55 242V241H54ZM53 242V244H55ZM60 242V241H59ZM62 242V241H61ZM60 242V243H61ZM79 242V241H78ZM26 243V242H25ZM28 243V242H27ZM32 243H33V240H32ZM31 243V244H32ZM44 244H45V242H43ZM47 243V242H46ZM48 243H49V241H48ZM66 243L67 242H65V245H66ZM94 243V242H93ZM17 244V243H16ZM44 244H43V246H44ZM52 244V245H53ZM68 244V243H67ZM78 244V243H77ZM80 244V243H79ZM92 244V243H91ZM65 245L63 246V248L65 247ZM74 244H72V246H73ZM25 246V245H24ZM28 246H29V244H28ZM32 246H33V244H32ZM53 246H55V245H53ZM52 246V247H53ZM58 246H60V245H58ZM68 246V245H67ZM70 246V245H69ZM61 247V246H60ZM59 247V248H60ZM75 247V246H74ZM73 247V248H74ZM101 247V248H100ZM3 248V247H2ZM51 248V247H50ZM82 248V249H81ZM39 249V248H38ZM54 249H55V247H54ZM56 249H58V247H56ZM61 249V248H60ZM71 249H72V247H71ZM17 250V249H16ZM33 250V249H32ZM64 250V249H63ZM26 251V250H25ZM31 251V250H30ZM52 251H56V250H53L52 249ZM66 251L67 250H65L64 252L66 253ZM201 251V250H200ZM32 252V251H31ZM33 252H34V250H33ZM49 252V251H48ZM60 252V251H59ZM63 252V251H62ZM73 252V251H72ZM71 251H70V253H72ZM27 253V252H26ZM35 255L37 256V255H40L39 256V258L38 259H40V258H42V257H45V255H46V253H45V255L44 254H42V250H36L35 252ZM68 253H69V251H68ZM75 253V252H74ZM229 253V252H228ZM245 253H244V255H245ZM28 254H29V252H28ZM32 254V253H31ZM52 254H53V252H52ZM58 254H60V253H58ZM62 254V253H61ZM64 254V253H63ZM63 254H62V256H63ZM81 254V255H82ZM216 254V253H215ZM1 255V254H0ZM5 255V254H4ZM50 255V254H49ZM54 255V254H53ZM69 255V254H68ZM71 255V254H70ZM76 254H74V256H75ZM78 255V254H77ZM193 255V254H192ZM217 255H219V254H217ZM229 255H230V253H229ZM237 255V254H236ZM236 255H234V257L236 256ZM51 257H53L52 255H50ZM55 256V255H54ZM84 256H81V257H84ZM239 256V255H238ZM241 257H242V254L240 255ZM22 257V256H21ZM49 257V256H48ZM56 257V259L59 261V260H61V258L60 257H57V256H55ZM55 257H54V259H55ZM66 257H67V254H66ZM66 257H64V258H66ZM70 257V256H69ZM194 258H195V256H193ZM5 258V257H4ZM23 258V257H22ZM32 258V257H31ZM33 258H34V256H33ZM60 258V259H59ZM64 258H62V261H64ZM76 258V257H75ZM90 259V262H88L87 260H89ZM212 258H214V257H212ZM221 258V257H220ZM55 259V260H56ZM69 259V258H68ZM70 259H73V256L70 258ZM241 259V258H240ZM245 259V258H244ZM35 260V259H34ZM53 260V259H52ZM197 260V259H196ZM246 260V259H245ZM4 261H5V259H4ZM29 261V260H28ZM32 261H33V259H32ZM36 261V260H35ZM34 261V262H35ZM41 261V260H40ZM44 261V260H43ZM42 261V262H43ZM69 261V260H68ZM76 261H78L79 262V260H75V261H73V262H71V264H74ZM249 261V262H250ZM254 261V262H253ZM3 262V261H2ZM25 262V261H24ZM53 262V261H52ZM52 262H50V264L52 263ZM76 263V264H79V263ZM88 262V263H87ZM199 263L201 262V259L199 258V261H198ZM214 262V261H213ZM212 262V263H213ZM246 262H247V260H246ZM22 263V262H21ZM248 263V262H247ZM246 263V264H247ZM8 264V263H7ZM30 264V263H29ZM39 264V263H38ZM44 264H45V262H44ZM47 264V263H46ZM54 264H56L55 262H54ZM62 264V263H61ZM67 264V263H66ZM92 264V263H91ZM256 264V263H255ZM258 264V263H257Z\"/></svg>","mask_w":264,"mask_h":264}]
</instances>
